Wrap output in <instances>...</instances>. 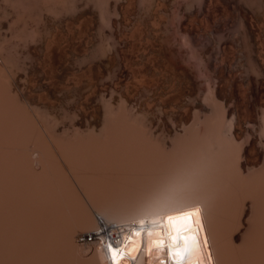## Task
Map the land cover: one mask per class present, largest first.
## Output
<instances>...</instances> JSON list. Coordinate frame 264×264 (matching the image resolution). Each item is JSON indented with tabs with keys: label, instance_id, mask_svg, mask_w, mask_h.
I'll return each instance as SVG.
<instances>
[{
	"label": "rangeland",
	"instance_id": "obj_1",
	"mask_svg": "<svg viewBox=\"0 0 264 264\" xmlns=\"http://www.w3.org/2000/svg\"><path fill=\"white\" fill-rule=\"evenodd\" d=\"M2 0H0V2H1ZM28 2V4L30 3V4H32V2L33 3H39V2H37V0H18V1H14L15 3H16V5H9V4H11V2L9 1H2L1 3H4V2H8V8H9V10H8V8H7V12H9V14H10V12L12 11L11 9H12V7L14 8V6H17L18 7V9H21V11H23L24 12V10L25 11H28L27 10V7L30 9L31 7H29L28 6V4H27V2ZM30 1V2H29ZM40 1V0H39ZM47 1L48 0H41V4H42V6L44 5V9H43V11H45V12H43L42 11V9L40 10V9H37V10H40V14H39V11H37L36 10V8H35V11H33L32 10V13H30V14H28L27 12H25V14L24 13H22V14H24L25 16H18L16 13H20L21 14V11H18V10H16L15 8H17V7H15L13 10H14V14L13 13H11V14H13V15H15L14 17H13V15H11L10 14V17L12 16V18H10L9 17V19L7 18V16L6 15H8L7 14V12L5 13L4 11H0L1 13H0V16L3 18H1L0 20H2V21H0L1 23H0V38H1V43H0V45H2V46H0V50H1V47L3 48L2 50H4V51H2V52H4L3 53V56L2 55H0V56H2V58L3 57H5V59L3 58V60L0 58V75H2V76H0V79H1V82H3V80L2 79H4L5 80V82L7 83V86H10V84L13 86V90H12V88H11V86L10 87H7V86H5L4 87V85H6V84H4V83H1L2 85H0V90H1V88H2V92H4V90H6L5 91V93H4V95L6 96L7 95V97L9 96V95H11L13 98H15L17 101L19 100V102L21 101L22 102V104H21V102L19 103H17V101L16 102H14V100L11 98V102H6V105L7 104H9V103H11L10 105V108L13 106V105H15V106H13L12 107V109L14 108V107H16L17 105V107L19 108V106H20V108L19 109H17V111H18V113L20 114V113H22V111H23V113L24 114H21V115H19L18 113H17V111H16V108L15 109H11V116H13V113L15 114V113H17L18 114V116L17 115H14L13 117H11V119H13L14 118V120L16 119L17 121H19V119L21 118V117H23V118H21V119H23V120H26V118H27V123H26V121H24L25 123H26V125L28 126L29 124H28V119L31 121V120H33L34 118V122L36 123H30L31 124V128L33 127L34 128V125H36L35 126V128L37 127V129L38 128H40L39 129V132H41V135L44 137V134H45V140L44 141H42L43 139V137L42 138H40V136L41 135H39L40 133L38 132V130L37 129H33L32 128V130L31 129H29V127H30V125L27 127L26 125H25V123L22 121V120H20V122L19 123H17L18 125H16V124H14L16 121H14L13 122V120H11L10 118H8V119H10L11 120V122H13V125H12V127L15 125V126H19V125H23V126H19V129L22 127V128H25V126L27 127L26 129H29V130H27V133L29 132L30 133V130H31V134L29 135V133L27 134L25 131V129H18V127H17V131H15V133H13L14 131H11V133L13 134V135H16V133H18V131L20 132V131H22V134L25 132V134L23 135L24 137H23V139L25 138V136H27V138H28V135H29V138H28V141L26 142V141H24V142H26L25 143V145H23V151H22V149H21V147H20V149H19V151L21 152L22 151V155H20V156H18L19 154H20V152L18 151V144L20 143L21 144V146H22V143L20 142L21 141V139H22V137H21V139H19L20 138V133H18V139L17 140H15L16 138V136L15 137H13V138H15V139H13V140H15L14 141V143L12 144V142H13V140L11 141V139L9 138L8 140H9V142L11 141V144L8 142V140H7V142L10 144V145H12V146H14L15 144H16V142L18 141V144L17 145H15V147H12V146H10V147H12V148H9L8 147V143H6V140H3L4 139V137H5V139L6 138H8V136L11 134L10 132V134H7L8 132H7V130L8 131H10V130H13V129H15L16 130V128H12L11 126V128H10V130H9V127H7L6 129L7 130H5V127H4V130H3V128L1 127V129H0V133L2 134L3 132H7L6 133V136H4V134H3V136H1L0 137V141H2V142H0V143H3V144H7V146L6 147H8L9 148V150H13V148H14V150L16 151V152H14V151H12L11 153L12 154H14V156H12V157H14V158H16V153H17V157H19V160H21V162H22V164H24L23 163V160H25V158H27L28 157V159L30 158L29 156H32V158L31 159H33V162H29V165L28 164H26L29 160H26L27 162H25V168L28 170V168L30 167H32V169H35V170H33L34 172H39V174L44 170V169H46V167H48L47 168V170L50 168V165H51V170L49 169V172L50 171H52V170H54V166H56V168H55V170L54 171H52V172H50L49 174H51L50 176H52V179H51V177H50V179L53 181V179L54 180H56V179H58V178H54V176L55 177H57V175H58V177L59 178H61L60 180H57V182L58 181H60V183H61V185L57 188V186H56V188L54 187V186H52L51 184H52V182H50L51 184H49L50 185V187H49V185L48 184H46V185H48V187L51 189V186L53 187V188H55V189H57L56 191H51V193H50V195L52 194V197H53V195H54V199L50 196V197H48V199H50V201L48 200V199H46L47 198V195H46V197L45 198H43L42 196L43 195H45V193H47L48 191H50V189H48V191L46 192L45 190H47L46 189V187H43V188H45V193L42 195V196H40V191H41V189H42V187H41V189L40 188H38V183H40V184H43V183H41V181H39L38 179V183H36L37 184V186L36 185H34V184H32L31 183V185H34V186H32L33 188L34 187H36L35 188V192L33 193V194H31V193H28V194H31V195H29V198L30 199H32V200H34L33 201V203L34 202H36V204H34L35 206H38V204H37V201L39 202V199H40V197L41 198H43V200H44V202L47 200L48 202H46V204L45 203H41V202H39V203H41L40 205H44L45 204V206L46 207H48V203L50 204V203H52L53 201L54 202H57V204L55 203V204H53L55 207H56V205H57V207L54 209V210H56V211H53V210H51V209H53V207H52V205H51V209H50V205H49V208H48V210L49 211H47L46 212V210H43V215H44V217L46 216L47 217V220H44L42 217H43V215H41L42 213V208L43 207H41V208H39V210H40V213H37V211L38 210H34L33 209V207H35L34 205H31L32 207H29L30 209L32 208V212L34 213L33 215L31 214V211H30V216H35V217H33V220H31V218L32 217H28L27 219H26V217L29 215H26L25 216V214L24 213H28L29 211L27 210V208L28 207H26L27 205H25L23 202H26L27 204H29V206H30V203L32 202V200H30V203H28L29 202V200L27 199V197H26V199L24 200L23 198H20V197H18L17 196V198L16 199H18V200H20V201H16V203L15 204H17L18 202H21V201H23V202H21V203H23L24 204V206L22 207V210H21V213H23V218L21 217H18L17 215H13L14 214V212H13V210H12V213H10L11 214V218L14 216V218H15V216H17V218H15V220H13V222L14 221H16V222H14V224H13V226H12V223L13 222H7L8 220H7V218H8V216H9V212H11L10 210H11V208H13V207H11L10 206V209H9V211H7V210H5V207L3 206V205H1L2 207H4V211H7L6 212V214H5V212H4V214L5 215H2V216H0V217H2L0 220H2V221H0L1 223V225H3V224H10V226H12L11 227V229L9 230V228L10 227H8L7 228V226H6V228L9 230L8 232L6 231V233L8 234L9 232H10V234L12 233V235H14L13 233L14 232H16L17 231V236H15V238L16 237H19L20 235H22V234H19V232L21 231V233H22V231L24 232H26L25 234H26V236L28 235V234H30V233H34V232H29L28 233V231H27V229L26 228H28L29 226H33V225H31L33 222L35 223V225L37 226V224H36V222L35 221H38L39 222V224L41 223V225H39V226H41V227H43V228H45L44 229V231H45V233L44 234H46V232H47V229L48 228H51V227H53L54 226V223L56 224V222L58 221H60V220H58V218H57V216L59 215V210L61 211V209L62 208H64V206H62V204H64L63 202H65L66 200H62L63 199V193H62V191L64 192H67L66 190L68 189L69 190V187H72L73 188V190H72V188H70V190H72L71 191V200H72V202L75 200H77L78 198L77 197H73V196H77L78 195V197H79V200L77 201V203L78 202H80V206H78V204L77 203H75V204H77V205H75L74 207L75 208H77V207H81V206H83V208L81 209V211H80V209L79 208H77V210L81 213V216H80V214H78V212H77V210H76V212H77V215L78 216H80L79 218H81L82 216H84L85 214H87V213H89L90 214V216L89 217H87L86 215V218H88V219H92V223H94L95 225H93L92 224V226H93V228H92V226L89 228L90 230H88L87 228V230L86 229H84V230H82L81 229V221L82 220H80V221H78V216H77V218H76V216H75V218H76V220L73 218H71L74 214H76V212H75V208L74 209H71V210H74L73 211V213L74 214H72V216H70L71 214H70V212L71 211H69L70 209H68L69 208V206H68V204L71 202V200H70V198L69 199H67V200H70V202L68 203V204H66L65 203V206L67 205V208L65 209H63L64 211L66 210L70 215H68L67 214V216H68V218H69V222H71V220L70 219H72V223L71 224H74V223H76L77 221L79 222L78 223V228H80V229H78L77 228V226H76V229L78 230H76L72 225V227L75 229V230H73V228H71L72 230H71V234L74 232V231H76V233L74 232V234H75V236H71L70 238H72V240H73V242H71L70 240H69V238H67L65 235V239H64V241H63V238H64V236L62 237L61 235L59 236V234L61 233V229H63L65 226V224H67V222L65 223V224H63V225H61L60 227H63V228H58L57 229V225L56 226H54V229L53 228H51V229H53V230H56L57 231V234H56V236L54 235L53 236V238H51V236H52V234L53 233H51L50 231H48V232H50L51 233V235H48V234H50V233H48L47 232V234L46 235H48L47 237L49 238V236H50V238L52 239H50V243H52V245L54 246L53 248H57V250L56 249H53L52 250V245L50 246V244H49V242L47 243V238H46V240H44L45 239V236H44V239H42L41 237H43V236H39V235H42L41 233H42V230H43V228H41L40 229V227L39 226H33V227H36L37 229H40V230H37V231H40V232H38V233H40L38 236L41 238V240L45 243V241H46V244L49 246H47V247H45L44 245H43V250L41 249V245L40 244H42V242H40V248L38 247V245L36 246V247H38V248H36L35 246H33L32 247V245L30 246V248L32 247V249H30V250H32V251H30V252H33V253H30V255H32V256H28L29 258H27V253H25V254H27L26 255V257L25 258H27V259H25V262L27 261V263H25V264H32V263H30V262H33V264H73V263H80V264H88V262L90 263L91 262V264H96V261H97V264H100V263H104V264H107L106 263V261H105V258H103V261L102 262H100L101 261V258L102 257H104V256H102L101 254V249L99 250V252H100V254L98 253V249H96V250H88V249H86V248H83V247H81L78 243H77V237L80 235V234H84V233H88V232H92V231H94V230H96L98 227V222H96L97 221V216H99V214H102V213H104V214H106V213H111V212H114V213H116V214H121V213H126V212H132V211H135V209L137 210V209H139L140 207H142V206H144V205H146L147 203H149V201H151L152 199H155L156 197H158L159 196V194H162V193H165V192H167V193H172V192H174L175 190V188L177 187V185L178 186H184V187H186V182H184V181H187V187L186 188H188V189H193V190H197V189H202V190H204V192H205V194H208V195H210V196H213V197H217L218 198V196L220 197V201H222L221 203H220V205H221V207L219 208V211H221L222 209V207H223V204L226 202V198H229V200L231 199V197H228V195L231 193V195L233 194L234 195V193H232L231 192V190H230V192H229V194L226 196L225 194H227V191L230 189V188H228V190L226 189L227 188V185H226V187H225V189L223 188V190H222V186L224 185L223 183L224 182H226V180H224L225 179V177H226V179H227V175H226V173H228V174H230V172H232L229 176L230 177H228V179L229 178H231V176L232 177H234L235 175V170L237 169L236 167H237V165H236V160L235 159H229L232 163H230V161H228L229 163H230V167L231 168H228V172H227V169H226V173H225V175L226 176H223V178L220 176V179L222 180L223 179V185H220V188H218V187H216V183L218 182V184H217V186L219 185V182L220 181H218V180H220V179H217V178H219V176L217 175V172L216 171H214V167H215V170H219L220 169V167H222L221 169L222 170H224L223 169V165H220V163L222 164V160H223V156H224V154L226 153V154H228L229 152V146H230V148L231 149H233V150H236V146H234L233 144H229V142H231V141H229L230 139L229 138H227L226 139V135H225V137L224 136H222V138H220L219 136L217 137V138H219L218 140L220 141V142H222V140H223V138L225 139V142H226V144H229L228 146H225V144L223 145V144H221V143H219V141H217V139H216V141H217V143L218 144H221V145H223L222 146V148H221V145H220V148L218 149V145H215V144H217V143H214V146H213V143H210L211 144V146H210V144H208V142H209V140L211 139V138H213L214 139V137L212 136L211 138H210V136H208V134L210 135V133H211V130L210 129H214V127H212L213 125H212V122L210 121V115L208 114V120L206 119V124H208V125H212L211 126V128H209L208 127V125H206L207 126V129H209V130H207V131H210V133L209 132H202V135L201 136H204V135H206V136H204V137H206V139H207V141H206V143L207 144H205V142H200V140H198V139H201V137H199V138H197L198 137V135L197 134H199V133H196V132H194V134H193V132L192 131H194V130H192L191 128V131H190V129L188 130V128L189 127H191V126H193V124H195V121H193V120H196L197 119V121L198 120H200L204 115V111L203 112H201L202 110H200L199 108H197L198 106H200L199 104H200V102H199V100L200 99H202L203 101H204V99L206 100L207 98L206 97H208V95L209 96H211V94H212V92H211V90L209 89V90H207L209 87L210 88H212L213 86H210V80H208L209 78H207L208 76H207V74H206V62H205V60H203L202 58H200V57H197V55H198V52L196 51L194 54L196 55V57H195V55L193 54V49H194V45L192 44V46H190V41H189V39L190 38H188L189 36H187V34H186V32L184 31V34H183V28H181L182 26H180L179 27V25L181 24H183V22H182V20H183V18L184 17H186L187 16V14H186V12H183V10H179V6H180V4L182 3V2H184V3H189V2H192V3H189V4H191L190 5V8H191V6L193 5L194 7H195V9H197V10H199V9H201V8H199L198 9V7L199 6H197V5H202V3H203V1L204 0H202V3L200 4V2L201 1H199V0H120V4H119V1L118 0H112V2H110L109 1V3H104L103 1H97V0H92V1H90V0H82V2H81V0H56L57 2H55V1H48V3L50 2V6L47 4ZM87 1V2H86ZM115 1V2H114ZM159 1V2H158ZM170 1V2H169ZM198 1H199V4H198ZM13 2V3H14ZM22 2H24V3H26V6H25V4L23 3V5H22ZM44 2H46V3H44ZM55 2V5H59V8L57 9V8H55L56 6L55 5H53V3ZM79 2V5L77 4V3ZM94 2V3H93ZM117 2V4L115 5L114 3H116ZM122 2V3H121ZM132 2V3H131ZM193 2L195 3V4H193ZM22 5V7H21V5ZM44 3V4H43ZM51 3H52V6H51ZM59 3V4H58ZM81 3V4H80ZM110 3H111V5H110ZM165 3V4H164ZM6 4V3H5ZM18 4L20 5V6H18ZM40 4V5H41ZM108 4L110 5V6H108ZM162 4V5H161ZM205 3H203V5H204ZM7 5V4H6ZM6 5H4V4H0V6H1V10H3L4 8H5V6ZM33 5H35V4H33ZM38 6H40L39 4H37ZM45 5H47L48 7H45ZM93 5V6H92ZM98 5V6H97ZM160 5V6H159ZM196 5V6H195ZM202 5V6H203ZM215 4H212V6H208L209 8H204L203 7V10H200L201 11V16H199L198 18H196L195 16L196 15H198L199 13H200V11L199 12H196V13H198V14H195V15H193L194 17H195V19H197V22H196V20L195 19H193L192 17H190V19H192V24L195 26V28H196V26L197 27H199V30H198V28H196V30L197 31H200V32H198L199 34H201L202 35V33H203V35L201 36H198V41H199V43H200V45H201V43H205L206 44V42L207 43H210V44H212V43H214L213 41H215L216 40V30H215V28H216V22H217V16H218V13H217V9H216V6H215V9H214V6ZM3 6H4V8H3ZM12 6V7H11ZM32 6V5H31ZM36 6V5H35ZM34 6V7H35ZM37 6V7H38ZM167 6V7H166ZM171 6V7H170ZM187 6H189L188 4H187ZM201 6V7H202ZM204 6H207L206 4L204 5ZM20 7V8H19ZM50 7H52V9L50 8ZM55 9H54V8ZM83 7V8H82ZM86 7V8H85ZM111 7V8H110ZM113 7H116V8H114L113 9ZM168 7H170V8H168ZM174 7V8H173ZM210 7H212L211 9H210ZM3 8V9H2ZM24 8H26V9H24ZM40 8H42L41 6H40ZM45 8H48L49 9V11H51V12H48L47 10L48 9H45ZM90 10H89V9ZM118 8V9H117ZM164 8V9H163ZM24 9V10H23ZM33 9V8H32ZM51 9V10H50ZM58 11H57V10ZM60 9V10H59ZM111 9V10H110ZM191 9H194V8H191ZM190 9V10H191ZM210 10V12H209V10ZM5 10V9H4ZM16 10V11H15ZM31 10V9H30ZM29 10V11H30ZM54 10V11H53ZM93 12H92V11ZM114 12H113V11ZM119 10V11H118ZM169 10V11H168ZM172 10V11H171ZM188 10H189V7H188ZM18 11V12H17ZM28 11V12H29ZM38 12V14L39 15H37V16H39L38 18H39V21H38V18L37 19H35V12ZM41 11H42V13H41ZM46 11H47V13H48V15L49 16H47L46 14ZM59 12V14L57 15V12ZM97 11V12H96ZM108 11V12H107ZM207 13H205V12ZM2 12H4V13H2ZM31 12V11H30ZM34 12V13H33ZM203 12V13H202ZM44 13V14H43ZM54 13V15L52 16L51 14H53ZM104 13V14H103ZM111 13V14H110ZM114 13V14H113ZM183 13H184V15H186V16H183ZM204 13H205V15H204ZM209 13H211L210 15H209ZM6 14V15H5ZM41 14H43V16L41 15ZM97 14V15H96ZM103 14V15H102ZM110 14V15H109ZM117 14V15H116ZM19 17V19H21L22 17H24V19H28L29 18V16H31V18H34L35 20H34V22H33V20L31 21H28V25L27 24H25L24 26H23V24H24V21H22L23 20V18L21 19V22H20V20L18 19V21L20 22L19 24L18 23H16V19L18 18L17 16ZM51 15V16H50ZM56 15H57V18L56 19H54L55 17H56ZM207 15V16H206ZM211 16L212 18H215L214 20H212V18H210L209 16ZM214 17H213V16ZM5 16V17H4ZM9 16V15H8ZM47 16V17H46ZM183 16V17H182ZM17 17V18H16ZM28 17V18H27ZM5 18L7 19V21H5ZM15 18V19H14ZM30 18V19H31ZM41 18H46L45 20L46 21H44V19H42L41 20ZM111 18V19H110ZM114 18H116V19H114ZM185 19V18H184ZM217 19V20H216ZM12 20H14V22H15V24L13 23V21ZM42 22H41V21ZM49 22H48V21ZM195 22H194V21ZM4 21V22H3ZM26 21V20H25ZM10 22H12L11 24H10ZM33 22V23H32ZM36 22H39L38 24L36 23ZM46 22V23H45ZM47 22H48V24H47ZM50 22L51 23H53V22H55V23H53V24H50ZM113 23V26H112V24L111 23ZM196 23V24H198V25H196V24H194V23ZM3 23V24H2ZM7 23H9L8 25H7ZM22 23V24H21ZM26 23V22H25ZM32 23V24H31ZM44 25V29L41 27V26H43L42 24ZM35 24V25H34ZM40 24V29H36L35 27H37L36 25H39ZM46 24H47V27H46ZM13 25H15V26H20V28L17 26V28H18V31H19V33H18V31H15V30H12L13 29ZM30 25V26H29ZM32 25H34V28H33V26ZM117 25H118V27H117ZM8 26H10V28H12L11 29V31H12V35H10L11 34V31L10 32H8L9 30H10V28L8 27ZM15 26H14V29H16L17 30V28H15ZM32 26V27H31ZM112 26V27H111ZM29 27H31L32 28V31H31V28H29ZM46 27V28H45ZM48 27L49 28H51L50 29V32H49V29H48ZM54 27V28H53ZM113 27H115V28H113ZM6 28V29H5ZM8 28H9V30H8ZM37 28H39V27H37ZM180 28V29H179ZM35 31H34V30ZM45 30V31H43V30ZM47 29V30H46ZM54 29V30H53ZM182 29V31L180 32L179 30H181ZM4 30H6L5 32H4ZM22 30H23V32H22ZM25 30V31H24ZM28 30L30 31V32H28ZM38 30V31H37ZM17 32V34L15 33V32ZM22 33H21V32ZM42 31V32H41ZM109 31V32H108ZM116 31V32H115ZM205 31V32H204ZM8 32V33H7ZM24 32H27V33H24ZM36 32H39V33H37V34H35ZM181 33V34H178V33ZM202 32V33H201ZM21 33V34H20ZM108 33V34H107ZM7 35V39H8V41H7V39L5 40V37H6V35ZM19 34V35H18ZM26 34V35H25ZM28 34H29V36H28ZM33 34V35H32ZM46 34V38H45V35ZM50 34H52V35H50ZM114 34V35H113ZM186 34V35H185ZM198 34V35H199ZM207 34V35H206ZM3 35L5 36V37H3ZM31 35V36H30ZM49 35V36H48ZM184 37H183V36ZM204 35H205V37H204ZM9 36H10V38H9ZM13 37V39H12V37ZM20 37V38H18V37ZM22 36H23V39H22ZM35 36H39L38 38L37 37H35ZM44 36V37H43ZM186 36V37H185ZM45 38V39H43L42 40V38ZM200 37V38H199ZM207 37V38H206ZM210 39H209V38ZM17 38V39H16ZM26 38V39H25ZM31 38H33V39H31ZM35 38V39H34ZM115 38L117 39V40H115ZM186 38V39H185ZM205 38V39H204ZM12 40V41H9V40ZM21 39H22V41L23 42H20L21 41ZM188 39V40H187ZM208 39V40H207ZM212 39H213V41H212ZM15 40H17V41H15ZM33 40L35 41V42H37L38 43V45H35L36 43L35 42H33ZM106 40V41H105ZM200 40H202V41H205V42H200ZM211 42H210V41ZM4 41V42H3ZM24 41L26 42V43H24ZM29 41V42H28ZM43 43H42V42ZM6 42V44H4L3 45V43H5ZM14 42H20L19 44L18 43H15L14 44ZM119 42H120V44H119ZM9 43H10V45H9ZM29 43V44H28ZM35 43V44H34ZM109 43H112V44H109ZM173 43H175V46L173 45L172 46V44ZM18 44V45H17ZM25 44V45H24ZM45 44H47V45H45ZM105 44H107V45H105ZM204 44V45H205ZM12 45V46H11ZM27 45H29V47L27 46ZM33 45V46H32ZM203 45V44H202ZM213 45V44H212ZM9 46V47H8ZM16 46H18V47H16ZM21 46V47H20ZM47 46V47H46ZM110 46V47H109ZM112 46V47H111ZM6 47V48H5ZM8 47V48H7ZM14 49H13V48ZM20 47V48H19ZM28 47V48H27ZM34 47H36V48H34ZM175 48V51H174V49H172V48ZM191 47H193V49L191 48ZM26 49L25 51H23L24 49ZM31 48L33 49V50H36L37 49V52L35 51V53L36 54H38L39 56H36L35 54H33L34 53V51L33 50H31ZM116 48V49H115ZM177 48H179V50L177 49ZM196 48V47H195ZM5 49L8 51V49H10L11 50V52H5ZM16 49H20L19 51L18 50H16ZM22 49V50H21ZM27 49H28V51H27ZM111 51H110V50ZM176 49L178 50V53H179V55H178V53H177V51H176ZM180 49L182 50V52L180 51ZM17 51L16 53H15V51ZM39 50V51H38ZM195 50V49H194ZM197 50V49H196ZM22 51V52H21ZM31 51V52H30ZM113 51V52H112ZM181 53H180V52ZM2 52H0V54L2 53ZM22 54H21V53ZM43 52V53H42ZM109 54H108V53ZM173 52H175V54L173 53ZM6 53H9V55H6ZM10 53H12V55L10 54ZM21 54V55H18V54ZM31 55L30 56V58H29V54ZM32 53V54H31ZM116 53V54H115ZM15 56H14V55ZM17 54V55H16ZM24 54V55H23ZM27 54V55H26ZM13 56V57H11V56ZM7 56H9V58L11 59H13L14 57H16V58H14V59H17V60H9V58H7ZM24 56V57H23ZM27 56V57H26ZM176 56V57H175ZM194 56V57H193ZM199 56V55H198ZM18 57H20L21 58V60L18 58ZM26 57V58H25ZM116 57H118V58H116ZM24 60H23V59ZM32 58V59H31ZM29 59V60H28ZM107 59V60H106ZM109 59H111V60H109ZM121 59V60H120ZM8 60V61H7ZM26 60V61H25ZM35 60V61H34ZM120 62H119V61ZM19 61H21V63L19 62ZM22 61H24V62H22ZM178 61H179V63H178ZM1 62H2V64H1ZM4 62H6L5 64H4ZM14 62H15V64H14ZM19 63V65H18V63ZM34 64H33V63ZM37 64H36V63ZM120 64H118V63ZM8 63V64H7ZM17 63V64H16ZM107 63H109L110 65H108ZM117 63V64H116ZM8 66H7V65ZM23 64H25V65H23ZM122 64V65H121ZM179 65V66H178ZM31 66V67H30ZM121 66H123V68H121ZM184 66V67H183ZM33 67H34V69H33ZM187 67V68H186ZM193 67V68H192ZM6 68V69H5ZM8 68V69H7ZM18 68V69H17ZM22 70V72H20V70ZM118 69H122V71L120 72V70H118ZM5 70V71H4ZM12 71V72H10V71ZM27 70V71H29L28 73H27V71L25 72V71ZM116 70V71H115ZM4 71V76H3V74H2V72ZM10 73H9V72ZM14 71V72H13ZM24 71V72H23ZM187 71V72H186ZM119 72V73H118ZM189 72V73H188ZM6 73H7V75H6ZM118 73V74H117ZM190 73H193V74H190ZM12 74V75H11ZM17 74V75H16ZM31 74V75H30ZM131 75V77H130V75ZM189 75L190 76V78H188L187 79V75ZM33 75V76H32ZM191 75H194L195 77H196V80H197V87L195 86L194 87V83H190V82H192V80L190 81L189 79H191ZM6 76V77H5ZM15 76V77H14ZM118 76V77H117ZM8 77H10V78H8ZM7 80H6V79ZM12 78V79H11ZM16 78V79H15ZM8 79L10 80V81H8ZM15 79V80H14ZM21 80V81H20ZM189 80V81H188ZM14 81V82H13ZM200 81V82H199ZM206 81H208L210 84L208 85L207 83H206ZM9 82H11L10 84H8ZM193 86H192V85ZM2 86V87H1ZM15 86V87H14ZM209 86V87H208ZM4 87V88H3ZM155 87V88H154ZM5 88H9L10 89V91L12 92V93H8V92H10V91H8L7 89H5ZM150 88V89H149ZM152 88H154V89H152ZM4 89V90H3ZM21 89H22V91H21ZM1 91H0V93H1ZM8 91V92H7ZM19 91V92H18ZM24 91V93H22ZM213 91V90H212ZM15 92V93H14ZM17 92V93H16ZM206 92H207V94H206ZM208 92H210V94H208ZM2 94L3 93H1L0 94V96H2ZM9 94V95H8ZM15 94V95H14ZM16 94L18 95V96H16ZM142 94V95H141ZM20 95V96H19ZM205 95H207L206 97H205ZM16 96V97H15ZM2 97H4V96H2ZM7 98V99H9L8 101H10V98ZM20 97V98H19ZM142 97H146V98H142ZM205 97V98H204ZM198 98H199V100H198ZM209 98V97H208ZM4 99H5V97H4ZM7 99H5V101H7ZM197 99V101L199 102H197V105H196V102H195V100ZM27 101V102H26ZM13 102H14V104H13ZM194 102V103H193ZM29 103H30V105H29ZM1 104H3V103H1ZM1 104H0V107H1ZM26 104H27V106H26ZM192 104H194V106L192 105ZM3 107H5L4 105H2ZM8 106V107H7ZM6 107L7 108H9V105H7ZM21 106H23V108L21 107ZM26 106V107H25ZM197 106V107H196ZM32 107H36V108H38V112L36 111V109L35 108H32ZM9 108V109H10ZM27 108V109H26ZM22 109V110H21ZM34 109V110H33ZM199 109V110H198ZM15 110V112H13ZM19 110H21V112L19 111ZM40 110V111H39ZM171 110V111H170ZM4 111V110H3ZM26 111V112H25ZM28 111L30 112V113H28ZM200 111V112H199ZM35 112V113H34ZM37 113V114H36ZM200 113V115H201V118H200V115H199V117L198 118H196L197 116H198V114ZM26 114H27V116H26ZM30 114H31V116H30ZM34 117H33V116ZM39 117H38V116ZM21 116V117H20ZM26 118H25V117ZM28 116H29V118H28ZM207 116V115H206ZM30 117H32V119L30 118ZM25 118V119H24ZM41 118V119H40ZM167 118V119H166ZM200 118V119H199ZM38 120H39V124H38ZM42 120V121H41ZM23 123H22V122ZM29 121V122H30ZM45 123H44V122ZM193 121V122H192ZM196 121V122H197ZM208 121H210L211 123H209ZM11 122H10V124L9 125H11ZM32 122V121H31ZM42 122V123H41ZM170 124H169V123ZM186 122V123H185ZM188 122V123H187ZM20 123H22V124H20ZM123 124H125V125H123ZM186 124V125H185ZM192 124V125H191ZM8 125V126H9ZM37 125H39V126H37ZM41 125V126H40ZM46 125H47V127H46ZM126 125H127V127H131L130 129H128V128H123V127H126ZM44 126V127H43ZM115 126V127H114ZM165 126V127H164ZM186 126V127H185ZM188 126V127H187ZM206 126H205V128H206ZM113 127L115 128V129H113ZM174 127H175V129H174ZM177 127V128H176ZM179 127V128H178ZM49 128V129H48ZM112 128L113 130L111 131V134H110V137H108V136H105L107 133H110V132H107V129H108V131H110V129ZM134 128V129H133ZM164 128V129H163ZM185 128V129H187L186 131H185V129L183 130V129ZM42 129V130H41ZM45 129H47V131L45 130ZM121 129H123L122 130V135L121 136H119L120 134V131H121ZM138 130V132H140V134L138 133V132H134L135 133V135H133V131H132V133H131V130ZM144 130V133H143V130ZM177 129H178V132H177ZM180 129V130H179ZM212 129V130H213ZM3 130V132H1ZM35 130V131H34ZM41 130V131H40ZM50 130V131H49ZM125 130H127V131H125ZM130 130V131H129ZM136 130V131H137ZM139 130H141V131H139ZM215 131H214V133H211V135H213V134H216V135H218V132L216 131V129H214ZM36 132V134L35 133H33V132ZM43 131V132H42ZM165 131V132H164ZM184 131V132H183ZM204 131V130H203ZM39 134H38V133ZM48 132V133H47ZM125 132H127L128 134L129 133H131L130 135L132 136H134V137H136V138H138V139H134V137H133V139H134V142L136 141V143L138 144L139 143V141H137V140H139V136H143V138L145 139L146 137L145 136H147V140H146V142L145 141H143V139H142V137L140 138V141L142 140V142H141V144H143V142H145L146 143V145L148 144V143H150L149 145H147L146 147H145V145H143V146H141V144H140V146L142 147V155H141V153L139 154V151H140V146H139V148L136 146V144L135 143H132V138L130 139V141H129V139H125V138H127V136L128 137H131L130 135H127L126 137H124L123 138V134L125 133ZM145 132H146V134H145ZM164 132V133H163ZM168 134H167V133ZM177 132V133H176ZM183 133L184 134V136L181 134V133ZM33 133V134H32ZM54 135H53V134ZM144 134V135H142V134ZM173 135H172V134ZM178 133H179V135H178ZM186 133H189V134H192V136L193 135H197L196 136V138L197 139H195V137H194V139L196 140V141H198V142H200V143H204L205 145H209L208 147L211 149H209L208 151H209V153H210V151L211 152H213V154L211 155H208V154H206L207 155V158L205 157V153L203 152V150H202V148L200 147V146H203L202 144L200 145L198 142L196 143V141L195 140H192L190 137H192V136H190V137H188L189 139H187V136L189 135H187L186 136ZM203 133H204V135H203ZM11 134V135H12ZM117 134V135H116ZM119 134V135H118ZM137 134H139V136L137 137ZM158 134V135H157ZM10 135V137H12ZM31 135H33L32 137H30ZM34 135H36V136H34ZM55 135H58V137L56 138V136ZM115 135H116V137L117 136H119V137H121L120 138V140H122V142L124 141L125 142V140H128V143L126 142L125 144H126V146H124L126 149H127V147H129V144H130V147L128 148V150H126L127 151V154H125V149H124V147H122L123 146V143H119L118 141H119V138H118V140H117V142L115 141L116 140V138H115ZM154 135V136H153ZM162 135V136H161ZM175 135H177V136H175ZM216 135H214L215 137H216ZM55 136V137H54ZM161 138H160V137ZM179 136V137H178ZM182 136V137H181ZM186 136V137H185ZM200 136V135H199ZM34 137V139H31V138H33ZM35 137H39L38 138V141H39V143H41L42 142V144H41V146H43V144H44V147L47 149H43V147H41L42 149V151H43V153H41V151H40V154L37 152V153H33L34 151H38V150H35V148L33 147L34 145H33V142L36 140L35 139ZM52 137V138H51ZM55 139H54V138ZM90 137V138H89ZM99 137V138H98ZM154 137V138H153ZM172 139H170V138ZM176 137V138H175ZM177 137L179 138L178 140H177ZM181 137V138H180ZM204 137H202L203 139H204ZM208 137L210 138L209 140H208ZM26 138V139H27ZM81 138H83V139H81ZM89 138V139H88ZM91 138H92V140H94V142L92 141L91 142ZM97 138H98V140H100V138H102L100 141H98L97 140ZM114 138H115V140H114ZM151 139V140H149V139ZM157 139V141H156V139ZM174 138H175V140H174ZM187 139V141H185L186 139ZM26 139H24V140H26ZM29 139H31V140H29ZM42 139V140H41ZM53 139V140H52ZM59 139H61V140H59ZM84 142V146H86L87 145V147L85 148L83 145H82V143H81V147H79L78 145L80 144V143H78V145L77 144H75V142L77 143V141L78 142H81V140ZM87 139V141H85ZM97 141H96V140ZM104 139H107V141L106 142H104L103 140ZM113 139V140H112ZM153 139V140H152ZM158 139H161L162 140V142H161V140L159 141ZM169 139H170V141H173L175 144H177V145H174V143L173 142H169ZM185 139V140H184ZM206 139H204V140H206ZM213 139L211 140V141H213ZM222 139V140H221ZM51 140V141H50ZM54 140H59L58 142L56 141H54ZM88 140H90V143L91 144H94V146L93 145H91V144H89L88 143ZM165 140V141H164ZM167 140V141H166ZM183 140H184V142H186L187 144H185L186 146H185V148L188 146H190V142H195L196 143V146H198V145H200L199 147H194V146H192L193 148H195V149H200V150H202V152H197V153H195L194 152V154H197V155H195V156H197V158H198V156L200 155V153H201V155L200 156H202L203 157V155H204V158H200V159H196V161H200L201 159V163H199V164H197V165H195V163H197V162H192V160L194 161V159L193 158H191L189 155H192V154H189L188 156H186L187 157V159H191V162H190V164L193 166V167H191V165L189 164V161L186 159V157L184 156V155H187L188 153H186L185 154V148H182V147H184L183 146V144L182 143H184L183 142ZM37 141V140H36ZM95 141H96V143H95ZM102 141L104 142V145H106L105 143H109V144H111V143H113L112 141H115V143L117 144V143H119V144H117L116 146H118L119 145V147L117 148V147H115L114 145V143L113 144H111V146L112 147H114V149H112V150H110L112 153V155H114V154H116L115 153V151H118L117 152V154L119 153V155H121L120 156V159L118 158V160H120L119 162H118V160H115L116 158H117V156L116 155H114L113 157L115 158H112L111 160H110V157H112V155L108 152V149L111 147V146H109V145H107L106 146V148H108V146H109V148L108 149H104V147L102 146L103 145V143H102ZM109 141V142H108ZM110 141H111V143H110ZM155 141V144H156V142H158L159 144H154L153 142ZM179 143H181V144H179ZM228 141V142H227ZM5 142V143H4ZM87 142V143H86ZM98 142H99V144H98ZM121 142V141H120ZM132 144H131V143ZM153 143V145H152V143ZM194 142H193V145H195L194 144ZM213 142H215V141H213ZM144 143V144H145ZM164 143H165V145H164ZM188 143H189V145H188ZM2 144V145H3ZM5 144V145H6ZM89 144V145H88ZM95 144H97L98 146H99V148H101V146H102V148L104 149V150H106V152H105V154H103L104 152V150L101 148V150H103L102 152H101V154H103V156H101V154H97L96 152H98V151H96L97 149H98V146L97 145H95ZM124 144V145H125ZM138 148H135L134 150H136L137 149V152H138V154H139V157L141 158V156H142V160L143 161H145V164H143L141 161H138L140 158L136 155L137 154V152H135V151H133V149H131V148H134V147H132V146H134V145ZM198 144V145H197ZM2 145L0 144V155H2L1 153H3L2 152V149H6V151L4 150V152H5V154L3 153V155H7L6 154V152L8 153L9 152V150H8V148H6V147H3L2 148ZM33 145V146H32ZM128 145V146H127ZM170 145H171V148H170ZM175 146V148H174V146ZM4 146V145H3ZM20 146V145H19ZM47 146V147H46ZM51 146V147H50ZM89 146H92V147H89ZM96 146V148H93V147H95ZM120 146L123 148H121L120 150H119V148H120ZM149 146V147H148ZM156 146V147H155ZM162 146V147H161ZM168 147V148H165V147ZM180 146H181V148H182V150H185V151H183V153L179 150V148H180ZM206 146V147H207ZM227 147V148H225V147ZM34 148V151H33V148ZM74 147H77V151H78V153L77 152H75V155L77 156L76 158H74V159H71L72 158V155L74 154V152L73 151H75V149H73ZM111 147V148H112ZM147 147H148V149H150V151L151 150H156L157 149V147L159 148V149H161V151L159 150V149H157L153 154L149 151V150H146V151H144V148L145 149H147ZM156 149H155V148ZM161 147V148H160ZM163 147H164V152H163ZM187 148V150L189 149H193V148ZM223 147H224V149H223ZM17 150H16V149ZM51 148V149H50ZM60 148L62 149V150H60ZM66 148V149H65ZM83 148L85 149V151L87 150H91L92 152H95V153H91V151L89 152L90 154H88V152H84V150H83ZM115 148L116 149H118V150H115ZM170 148V149H169ZM173 148V149H172ZM180 148V149H181ZM32 149V150H31ZM36 149H38L37 148V146H36ZM40 149V148H39ZM68 149V151L70 150V152H71V150H72V152L71 153H73V154H71L70 152H68L69 153V155H68V157H66V153L63 151V150H67ZM79 149L81 150V151H83L82 152V155L84 154V155H86V153L89 155H86V156H84V157H82L81 155H79ZM131 149V150H130ZM165 149H166V152H165ZM168 149V150H167ZM198 149V150H199ZM205 149V148H204ZM214 149V151H212ZM8 150V151H7ZM30 150V151H29ZM48 150H49V152L51 151V154H49V152H48ZM100 150V149H99ZM115 150V151H114ZM124 150V153H122V152H120V151H123ZM130 150V151H129ZM174 151V152H172V151ZM197 150V151H198ZM215 150H217L216 152H215ZM225 150V151H224ZM228 150V151H227ZM33 151V152H32ZM45 151H47V155H46V158L47 157H49V156H53L52 158H53V160H51L52 158L51 157H49V158H45V155L44 154H46V152ZM61 151V152H60ZM114 151V152H113ZM128 151H129V154H128ZM135 152L136 154H133V152ZM150 152V153H146L145 154V156L147 157V155H149V159H151V161L148 159V158H146V157H144V158H146L145 160L143 159V155H144V153L143 152ZM168 151H170L171 152V155H170V153L168 152ZM177 151H178V153H177ZM196 151V150H195ZM206 151V153H207V150H205ZM224 151V152H223ZM237 151V150H236ZM235 151V152H236ZM14 152V153H13ZM19 152V153H18ZM53 152V153H52ZM60 152V153H59ZM157 152L159 153V154H157ZM163 153L162 155L163 156H160L161 154L160 153ZM183 154V155H181V153ZM187 152V151H186ZM192 152V151H191ZM190 152V153H191ZM34 155H33V154ZM81 153V152H80ZM98 153H100V152H98ZM106 153H109L110 155H108V156H110L109 157V159L107 160V159H105V158H103L104 157V155H106ZM114 153V154H113ZM124 154L125 155V159H128V157L130 156V160L128 159V161L130 162V164H129V162L127 161V162H125V160L123 159V157H122V154ZM130 153H132L133 155H135L136 156V158L135 159H131L132 157L134 158L135 156H132V155H130ZM164 153L166 154V156L164 155ZM169 153V155H167ZM172 153L174 154V153H177L174 157L172 156ZM179 153H180V155H179ZM198 153H199V155H198ZM202 153H204V154H202ZM31 154V155H30ZM55 154V155H54ZM65 154V155H64ZM70 154H71V157L69 158V156H70ZM92 154V155H91ZM93 154H95V155H99L98 156V158L100 159H102V161H100L99 160V162H100V164L101 165H99V163H98V160H97V162H94V161H96V159H97V157L96 156H94ZM150 154H152L151 156H150ZM156 156H155V155ZM194 154H193V156H194ZM2 155V156H3ZM9 155H11L10 153H9ZM42 157H41V156ZM61 155H64V157H66L67 158V161H66V159L63 157V156H61ZM81 156V157H79V156ZM90 155L92 156V158L94 159V161H93V164H94V166H97V168L96 167H94V168H92V163H89V161H88V159L90 158V160L92 159L91 157H90ZM129 155V156H128ZM178 155H179V158H177L178 157ZM22 156V157H21ZM108 156L106 155L105 157L106 158H108ZM116 156V157H115ZM128 156V157H127ZM132 156V157H131ZM152 156L154 157L153 159H152ZM166 157L165 159L163 158V157ZM168 156H170V159H169V157ZM173 157V160L171 159L172 157ZM192 156V157H193ZM208 156H210V157H208ZM1 157V156H0ZM6 157H9V156H6ZM6 157H4L3 156V158H6ZM22 159H21V158ZM40 157L43 159V162H45V164H43V162L41 163V160L42 159H40ZM122 157V158H121ZM127 157V158H126ZM157 157H161V159L159 160V158H158V160H156L157 159ZM180 157H182V159H184V160H186V161H188V171H187V169H186V167H187V165H185V164H187L186 163V161H183L182 159L180 160ZM11 157H9V158H6L5 160V162H6V164L8 163V165L10 164V163H13V161L11 162V159H10ZM14 158H12V160H15ZM51 158V159H50ZM54 158H56V159H54ZM82 159L80 162H79V160L80 159ZM84 158V159H83ZM85 158H86V160H85ZM88 158V159H87ZM96 158V159H95ZM137 158H139L138 160H137ZM162 158H163V160H162ZM175 158H176V160H178L177 162H179V160H180V162L182 161V163L184 162L185 164H183V165H180V167L178 168V169H182V168H184L185 170H181L180 169V171H182V172H177L176 173V171L177 170H173L172 171V169H177V166L175 165V167H174V164H176V160H175ZM217 158H219V159H217ZM222 158V159H221ZM1 159H2V157H1ZM8 159H10V162H7V161H9ZM53 162V166H52V163H51V161ZM69 159H70V162H71V160L74 162V160L76 161V163L75 164H77V162L78 163H80V164H78L79 166H83L82 164H84L83 162H84V160L86 161L85 162V166L84 167H78V165H77V171L76 170H74V168L76 169V167H74V163H69ZM79 159V160H78ZM115 160V163H114V161H112V160ZM122 159L124 160L123 162H121L122 161ZM189 159V160H190ZM19 160H17V161H19ZM40 160V161H39ZM44 160H49V161H44ZM134 160H137V161H135V162H137V165H136V168H135V165H134ZM146 160L148 161V162H146ZM158 161V162H160V164L159 163H156V162H153V161ZM170 160L173 162V164H172V166L170 165L171 164V162H170ZM203 160H204V162H203ZM234 160H235V163H234ZM83 161V162H82ZM92 161H90V162H92ZM105 161V162H104ZM108 161H110V163L108 162ZM112 161V162H111ZM116 161L118 162L117 164H116ZM163 161V162H162ZM165 161H169L168 163L169 164H166L167 162H165ZM214 161V162H213ZM218 161L220 162V163H218ZM222 161V162H221ZM0 162H1V160H0ZM2 162H3V160H2ZM5 162H3L4 164H5ZM16 162V161H15ZM21 162H19V163H21ZM54 162H57L58 164L56 165ZM82 162V163H81ZM89 163V165H88V163ZM102 162V163H101ZM107 162V163H106ZM131 162H132V166H131ZM138 162H139V164L141 165V167L143 166V168H141V172H140V168H139V171H138ZM149 162H151L150 163V166H149ZM228 162H226L227 164H228ZM30 163L31 164H33V165H30ZM48 163L50 164V165H48ZM97 165H96V164ZM112 163V164H111ZM129 164V166H127L128 164ZM153 163H155V164H153ZM194 163V164H193ZM235 165H234V164ZM14 164H16V163H14ZM22 164H21V166H22ZM70 164H73V165H70ZM105 164H106V166H107V168L105 169ZM110 166H108V165ZM121 164H124L123 166L125 167H130V168H132L131 169V171L127 168L126 169V167L125 168H123V166L121 165ZM136 164V163H135ZM143 164V165H142ZM146 164H148V165H146ZM160 165L159 167L161 168V165H163V164H165L164 166L166 167H162L163 169H164V171L162 170V168H161V172H159V170H158V167H157V165ZM216 164V165H215ZM217 164H219V165H217ZM233 165V167L234 168H232V165ZM8 165H6L7 167H9V170H12V169H10L11 168V165L12 164H10V166H8ZM26 165H28L27 167H26ZM44 165H46L44 168H43V166ZM60 165V166H59ZM87 165V166H86ZM113 165V169L114 168H118V170H116V169H114L115 170V172H116V174H117V177L118 178H116L115 176H113V175H116V174H113L114 173V171H110L111 169H112V166ZM116 165L118 166V167H116ZM156 165V166H155ZM185 165V167H181V166H184ZM195 165V166H194ZM207 165H208V167H207ZM229 165V164H228ZM2 167H3V164L1 165ZM0 166V167H1ZM17 166V165H16ZM18 166H20V164H18ZM17 166V167H18ZM59 166V167H58ZM76 166V165H75ZM88 166H89V168H88ZM91 166V167H90ZM103 166V168L105 169L104 170V172L106 171L108 174H106V172L104 173L103 172V170H101L100 168ZM105 166V167H104ZM120 166H121V169L123 170H121L120 169ZM145 166L147 167H156L155 169H153V168H151V169H148V167H147V170H146V168H145ZM168 166V167H167ZM178 166H179V163H178ZM189 166H190V168H189ZM218 168H217V167ZM236 166V167H235ZM1 167V168H2ZM6 167V168H7ZM17 167H15L14 166V170H15V168H17ZM60 169V171L61 172H59V169ZM171 169H170V168ZM195 167V168H194ZM199 167V168H198ZM210 167V168H209ZM229 167V166H228ZM6 168H4V171L3 170H0V171H2V172H4V178L6 177V178H8V175H7V170H6ZM24 168V167H23ZM22 167H21V169H23ZM29 168V170H32V169H30ZM88 168V170L89 169H91L90 171V175L93 173V171L94 170H97V171H102L103 173H101V171L100 172H98V174L97 173H95V172H97V171H95L93 174H92V178L95 176V174H96V176L93 178V179H90L91 178V176L88 174L87 175V173L89 172V171H87L86 169ZM102 168V169H103ZM108 168L110 169L109 171H110V173H109V171H108ZM135 168V169H134ZM144 168H145V170H144ZM196 168H198V170L196 169ZM18 170L20 169V168H17ZM16 169V170H17ZM26 169H24V170H22V172L23 171H25ZM37 169V170H36ZM64 171H63V170ZM79 169H81V170H83L82 172L80 171V172H78L79 171ZM86 170V177H88L89 179L87 180V178H86V180L84 179L83 181H82V179L83 178H85V174H84V172H85V170ZM94 169V170H93ZM100 169V170H99ZM153 169V170H152ZM158 171H157V170ZM169 170V171H172V173L175 175V176H173V177H170V176H172L171 175V172L168 174V172L169 171H166V170ZM189 169H192V173H191V170H189ZM206 169V170H205ZM220 169V170H221ZM231 169V170H230ZM26 170V172L28 173L29 171H27ZM39 170V171H38ZM42 170V171H41ZM46 170V171H47ZM58 172H57V171ZM78 172V174H74V172ZM137 170V171H136ZM152 173V175H148V174H150V172ZM157 172H156V171ZM194 170H195V172H194ZM219 170V171H220ZM233 170V171H232ZM32 171V172H33ZM41 171V172H40ZM143 171V172H142ZM179 171V170H178ZM185 171H187L186 173H185ZM190 171V172H189ZM214 171V172H213ZM230 171V172H229ZM11 172V171H10ZM14 171L12 170V172H11V174L9 173V175H10V177L12 176V173H13ZM17 172V171H16ZM21 171H20V173H22ZM56 172V173H55ZM63 172V173H62ZM118 172V173H117ZM119 172H120V174L122 173V172H127V173H123V175H128V177H129V179H128V177H127V180L125 181V179H126V176H124L125 177V179H123V176H122V174H121V176H120V174H119ZM145 172V174H146V172L148 173L147 175H145V174H142V173H144ZM155 172V173H154ZM167 174H166V173ZM197 172V173H196ZM199 172V173H198ZM235 172V173H234ZM25 173V172H24ZM54 173H55V175H54ZM58 173V174H57ZM59 173H61L60 175H62L64 178H66L65 180L66 181H63L64 180V178L61 176L60 177V175H59ZM131 173V174H130ZM136 173V174H135ZM138 173H139V175H138ZM157 173H160V175L158 174L157 175ZM183 173H184V175H183ZM193 173H194V175H195V177L193 178ZM213 173H215L214 175H212ZM1 174V175H2ZM16 174V173H15ZM23 174V173H22ZM26 174V173H25ZM35 174V173H34ZM43 174H44V172H43ZM45 174H47L46 172H45ZM57 174V175H56ZM65 176H64V175ZM80 174V175H79ZM111 174V176H109V177H111V178H115L116 179V181L114 180H112L111 181V179L108 177V175H110ZM142 174V175H141ZM153 174H156L157 175V177H156V175H153ZM180 174H182V176L180 175ZM186 174V175H185ZM189 174H190V176H189ZM219 174V173H218ZM13 175H14V173H13ZM30 175H32V173H30ZM37 175L38 174H36V177H37ZM40 175H42V174H40ZM48 175V174H47ZM76 175H78L79 177H81L82 176V179H81V181H80V178L78 177V176H76ZM98 175H99V177H100V175L102 176V177H98ZM103 175H105V176H107L108 178L107 179H110V180H105L106 179V177H103ZM129 175H131V176H129ZM136 175L138 176L137 178H136ZM145 175V177H146V179H151V180H147L148 182H150V183H148V182H145V178L143 177ZM167 175H168V177H170L172 180H173V183H172V180L171 179H169L168 178V180H166L165 181V179H167V178H165V177H167ZM170 175V176H169ZM176 175H178V177L176 176ZM179 175H180V179H179ZM188 175V176H187ZM16 176V175H15ZM20 176H21V174H20ZM23 176V175H22ZM24 176H26L27 178L29 177L30 179L29 180H31V181H35L36 182V179L35 178H33V179H35V180H32V176H27V175H24ZM24 176L22 177V178H24ZM33 176H35V175H33ZM43 176V175H42ZM42 176H40L39 177V175H38V177L37 178H42ZM77 178H76V177ZM84 176V177H83ZM141 176V177H140ZM148 176V177H147ZM151 178H150V177ZM159 176V177H158ZM207 176V177H206ZM214 176H215V178H214ZM218 176V177H217ZM237 176V175H236ZM2 177V176H1ZM13 177V176H12ZM11 177V178H12ZM16 177H18V178H16L15 179V177H14V179L12 178V180H19V176H16ZM44 177H45V175H44ZM43 177V178H44ZM47 177V179L49 178L48 176H46ZM96 177H98L99 179H100V181L102 182V184H101V186L99 185L100 184V182H99V184L98 183H96V182H98L99 181V179L97 178V180H96ZM130 177H131V179H130ZM143 177V178H142ZM153 177H155V178H153ZM174 177H175V180H174ZM176 177H177V179H176ZM187 177V178H186ZM192 177V178H191ZM210 177H211V179H210ZM214 178V182H213V178ZM3 178V180H5ZM101 178H105L104 180L105 181H109L108 183L106 182V183H103V182H105V181H103V179H101ZM119 178L120 179H122L121 181H123V182H128V183H123V182H121L120 180H119ZM155 180V183L153 182L154 180ZM207 178V179H206ZM210 180H209V179ZM9 179V178H8ZM21 179V178H20ZM45 179V178H44ZM49 179V180H50ZM63 179V180H62ZM78 179V180H77ZM95 179V182L94 183H92V181L91 180H94ZM141 179V180H140ZM143 179V180H142ZM185 179V180H184ZM232 179V178H231ZM235 178H233V181L232 180H227V181H229V182H235V184H236V179H237V177H236V179L234 180ZM250 179H252V178H250ZM7 180V179H6ZM9 180H11V179H9ZM23 180V181H22ZM25 180H26V183H25ZM25 180L24 179H21V180H19L20 181V183L21 184H19V185H21L20 187L21 188H18L19 190H21V189H23L22 188V186L23 185H25V184H27L28 185V183L29 182H27L28 180L25 178ZM49 180H45V181H49ZM50 180V181H51ZM61 180H62V182H66L64 185L66 186V184H67V181H69V184H68V186L69 185H71V186H69L68 188H65V186H64V188H63V190H62V188H60V187H63V184H62V182H61ZM129 180V181H128ZM130 180L133 182V183H135V184H133V183H130ZM179 180H180V182H179ZM196 180V182H194ZM208 180V181H207ZM0 183H1V186H0V189L2 188V178L0 179ZM18 181V182H19ZM30 181V182H31ZM43 181V180H42ZM86 181L87 182H89L90 183V185L92 184V188H91V186L90 185H88L87 183H86ZM136 181V182H135ZM141 181V182H140ZM142 181H144L143 183H142ZM207 181V182H206ZM211 181V182H210ZM7 182V181H6ZM5 182V183H6ZM14 181H12V186L13 187H11V188H14V186H15V188H17L16 186H18V185H14L16 182H14ZM23 182L25 183V184H23ZM57 182H55V181H53V184L54 183H56V184H60V183H57ZM81 182H85V183H82L81 184ZM110 182H114V184H113V186L110 188H106V184H107V186H108V184L110 185V184H112V183H110ZM151 182H153V183H151ZM170 182V184H168ZM177 182V183H176ZM182 182V183H181ZM194 182V183H193ZM205 182V183H204ZM4 183V182H3ZM4 183V184H5ZM8 183V182H7ZM96 183V184H95ZM116 183V184H115ZM119 183V184H118ZM120 183L123 185H121V189H120ZM144 183H146V184H148L147 186L144 184ZM164 183H166L164 186L165 187H163V184ZM180 183V184H179ZM189 183V184H188ZM193 183V184H192ZM204 183V184H203ZM221 183V182H220ZM238 183V182H237ZM9 185H11V181H10V183H8ZM16 184H18V183H16ZM55 184V185H56ZM85 186H84V185ZM94 184L96 185V187L99 189V187L98 186H100V187H102V190H103V188H104V190H103V192L104 193H106L107 195L105 196V197H102V196H104L105 194H103V192H101L102 190H101V188L98 190L97 188H94ZM98 184V185H97ZM125 184H128L126 187L127 188H125ZM142 184H144L145 186V189H143V185ZM152 184V185H151ZM175 184V185H174ZM192 184V185H191ZM207 184V185H206ZM228 184V183H227ZM232 184H234V183H232ZM232 184H230V185H232ZM6 185V184H5ZM45 185V184H44ZM45 185V186H46ZM86 185H87V187H86ZM104 185V186H103ZM115 185V186H114ZM116 185L119 187V189H117V190H119V192H121V191H123L124 189V192H125V194H123V192H121V195H120V193H118L117 192V190H116ZM131 185H133V186H131ZM136 185V186H135ZM169 185H171V186H169ZM190 187H189V186ZM194 185V186H193ZM202 187H201V186ZM212 185V186H211ZM237 185V184H236ZM4 186V185H3ZM8 186V185H7ZM6 186V187H7ZM41 186V185H40ZM89 186V187H88ZM131 186V187H130ZM151 186V187H150ZM154 186V187H153ZM191 186H193L192 188H191ZM204 186V187H203ZM208 186V187H207ZM210 186V187H209ZM235 186V185H234ZM234 186H232V187H234ZM5 187V186H4ZM24 187V186H23ZM27 187V186H26ZM30 187V186H29ZM31 187V189L32 190H34L33 188ZM47 187V188H48ZM115 187V188H114ZM117 187V188H118ZM133 187V189H131ZM137 187V188H136ZM146 187H147V189H146ZM183 187V188H184ZM211 187H213V188H211ZM228 187H230V186H228ZM232 187H231V189H232ZM237 187V186H236ZM25 188V187H24ZM124 188V189H123ZM148 188H149V190H148ZM152 188H154V190L152 189ZM163 188H165V189H163ZM170 188V189H169ZM173 188V189H172ZM182 188V189H183ZM215 188V190H213ZM220 189L219 191H222V194H221V192H220V194L218 193L219 191H217V189ZM4 189H6V188H3V191H4ZM7 189H8V193L9 194H11L12 193V191H14L13 189H12V191L10 190V188H8L7 187ZM54 189V190H55ZM61 189V190H60ZM65 189V190H64ZM106 189V190H105ZM114 189H115V191L117 192H114ZM126 189H128V193H131V195H129L128 193H127V190ZM131 191H135V190H137V192L135 191V192H131ZM151 189H152V191H151ZM163 189V190H162ZM182 189H179V190H182ZM208 189V190H207ZM209 189H210V191H209ZM9 190L11 191V192H9ZM18 190V191H19ZM26 190H28V192H31V191H29L30 189H26ZM25 190V191H26ZM43 190V189H42ZM53 190V189H52ZM69 190V191H70ZM94 192H93V191ZM98 190V191H97ZM144 190V191H143ZM146 190H147V192H146ZM167 190V191H166ZM171 190V191H170ZM206 190H207V192H206ZM213 190V191H212ZM233 190V189H232ZM16 191V190H15ZM14 191V192H15ZM76 191V192H75ZM92 191V192H91ZM110 192L111 194H116V196H112L110 193H108V192ZM149 191V192H148ZM151 191V192H150ZM159 191V192H158ZM217 191V192H216ZM233 191H237L236 189H234ZM1 192H2V190H1ZM20 192V191H19ZM43 192V191H42ZM54 192H56V194H54ZM213 192H215V194L216 195H212V193ZM239 192V189H238V191L236 192V193H238ZM16 193V192H15ZM22 193H26V192H23L22 190H21V192L20 193H18L20 196H24V194H22ZM67 193H69V192H67ZM76 193V194H75ZM94 194V193H100V194H102L100 197L101 198H103L104 200H106V201H102L101 200V198L99 197V195L97 194V196H94V195H92V194ZM153 193V195H151ZM157 193V194H156ZM159 193V194H158ZM209 193H211V194H209ZM1 194V193H0ZM5 191H4V194H2L5 198H6V196H5ZM27 194V193H26ZM36 194V195H35ZM74 194V195H73ZM95 194V195H96ZM110 194V195H109ZM113 194V195H114ZM123 194V195H122ZM128 194V195H127ZM132 194H135V195H132ZM1 195V196H2ZM8 195V194H7ZM13 195H14V193H13ZM12 195V196H13ZM16 195V194H15ZM34 197H33V196ZM66 196H68V195H70V194H65ZM73 195V196H72ZM127 195V196H126ZM157 195V196H156ZM232 195V196H233ZM11 196V195H10ZM32 196V197H31ZM63 196V197H62ZM107 196L109 197V196H111L112 198H108L107 199ZM69 197V196H68ZM68 197H66V198H68ZM73 197V198H72ZM94 197H95V200H94ZM4 198V200H6V199H9V197L8 198H6L5 199ZM20 198V199H19ZM62 198V199H61ZM65 198V197H64ZM77 198V199H76ZM98 198V199H97ZM100 198V199H99ZM106 198V199H105ZM149 198V199H148ZM1 199V198H0ZM10 199H12V197L10 198ZM109 199H113V201H111V200H109ZM114 199H115V201H114ZM1 200H3V199H1ZM1 200H0V202H1ZM13 200H14V197H13ZM41 200V199H40ZM42 200V201H43ZM63 202H62V201ZM98 200H100L101 202H99ZM107 200L109 201V202H107ZM7 202H8V200H6ZM52 201V202H51ZM74 201V202H75ZM96 201L98 202V203H96ZM228 201V200H227ZM4 202V204H5V206H6V203H5V201H3ZM3 202H2V204H3ZM10 202V201H9ZM8 202V203H9ZM15 202V201H14ZM68 202V201H67ZM105 203V205H103L104 203ZM106 202H107V204H106ZM113 202V203H112ZM228 202H230V201H228ZM11 203H13V202H11ZM9 204V205H12V204ZM32 203V204H33ZM101 203V204H100ZM227 203V202H226ZM231 203V202H230ZM230 203H228V204H230ZM72 204V206H73V203H71ZM98 204V205H97ZM110 204V205H109ZM200 204V205H199ZM18 205H19V203H18ZM101 205V206H100ZM112 205V206H111ZM140 205V206H139ZM202 203H198L197 204V206L195 205V207H194V209H193V211H192V213L193 214H196L197 215V217H198V215H199V217H198V219L202 216V218L204 217L203 216V214H204V212L203 211H205V210H203V209H205V206L204 205H202ZM225 205H227V204H224V206ZM1 206H0V209L2 210V208H1ZM8 206V205H7ZM12 206H14V203H13V205ZM44 206V207H45ZM71 206V207H72ZM109 206V207H108ZM113 206H114V208H113ZM122 206V207H121ZM199 206H201V207H199ZM19 207V206H18ZM45 207V208H46ZM112 209H111V208ZM196 207H197V209H196ZM203 207V211L201 210V209H199V208H202ZM15 208H17V206L16 207H14V209ZM28 208V209H29ZM37 208V207H36ZM101 208V209H100ZM224 208V207H223ZM8 209V208H7ZM103 209V210H102ZM116 209V210H115ZM221 209V210H220ZM18 210H20L19 208H18ZM17 209L15 210V214H17V211H18ZM26 210H27V212H26ZM63 210L61 211V213L63 212ZM83 210V211H82ZM85 210V211H84ZM195 210V211H194ZM65 211V212H66ZM225 211H226V209H225ZM224 211V212H225ZM20 212V211H19ZM65 212H63L62 214H64ZM66 212V213H67ZM222 212V211H221ZM220 212V213H221ZM238 213H236V217L238 216L239 217V215L241 214V210L239 209L238 211H237ZM2 213V212H1ZM1 213H0V215H1ZM21 213H20V215H19V213H18V215L19 216H22L21 215ZM58 213V214H57ZM61 213H60V215H61ZM85 213V214H84ZM240 213V214H239ZM88 214V215H89ZM222 215H221V217L222 216H224V213H221ZM239 214V215H238ZM60 215H59V217H60ZM201 215V216H200ZM66 216V215H65ZM85 216H84V218H85ZM10 217V216H9ZM25 217V218H24ZM238 217H237V219L236 220H234L233 222H234V229H237V227H235V224H236V226L238 225L237 224V220H238ZM10 218V219H11ZM13 218V219H14ZM39 218V219H38ZM54 218H56L57 220H55L54 221V223H51L50 221H52L53 222V220H54ZM67 218V217H66ZM65 217H64V219H66ZM68 218L66 219V220H68ZM83 218V217H82ZM83 218V219H84ZM17 219V220H16ZM28 219H30L31 220V224L28 222ZM34 219H35V221H34ZM38 219V220H37ZM46 219V218H45ZM60 219V218H59ZM62 219H63V217H62ZM63 219V220H64ZM12 220V219H11ZM10 220V221H11ZM22 220H23V222L25 223V224H23L22 223ZM75 222H74V221ZM46 221V222H45ZM62 221V220H61ZM65 221V220H64ZM57 222V223H58ZM68 222V223H69ZM137 221L136 220H134V219H132L130 222H128V224H131V225H134L135 223H136ZM3 223V224H2ZM50 223V224H49ZM114 223H118V224H121L122 225V223H119V222H117V221H115L114 220ZM134 223V224H133ZM7 224V225H8ZM47 224H48V228H47ZM60 223H58V225H59ZM21 225H24V226H28V227H24V229L25 230H21L20 229V226ZM44 225V226H43ZM53 225V226H52ZM5 226V225H4ZM70 226V227H71ZM118 226V225H117ZM122 226H126V225H122ZM1 227V226H0ZM32 227V228H33ZM56 227V228H55ZM67 227H69V226H67ZM2 228H3V231H5L6 229L2 226L1 228H0V230H2ZM15 228V229H14ZM35 228V229H36ZM66 228V227H65ZM118 228H121V227H119L118 226ZM17 229V230H16ZM30 229V228H29ZM14 230H16V231H14ZM19 230V231H18ZM59 230V231H58ZM31 231V230H30ZM33 231H35V230H33ZM56 231L54 232V234L56 233ZM68 232L69 231V229L67 230V229H64V234H65V232ZM2 231H0V233H1ZM62 232H63V230H62ZM66 232V233H67ZM122 232V231H121ZM3 233H5V232H3ZM3 233H1L0 234V239L2 240H0L1 242H0V245L1 244H4V243H2L4 240H7V243L8 244H10L11 246H9L8 244H5V246H7L6 248H8V251H9V248L10 247H14V248H11V250H14L15 251V253L17 252V250H18V256H19V254H21L20 252H25L24 250L26 249H24V250H22L23 249V247H26L27 245H28V248H29V244H31V242H34V241H32L33 240V238H32V236H33V234H32V236L30 237L32 240H30V241H28L29 243H26V239H28L29 237H25V235H24V237L26 238H22L23 240H25V245H23V247L20 249V252H19V249H18V247H17V244H21L22 243V241L20 242V241H17V243H16V240H18V238H14L13 239V236L12 237H10L9 235H7V234H5V235H3ZM28 233V234H27ZM36 234H37V232H35ZM34 233V235H36ZM19 234V235H18ZM43 234V235H44ZM63 234V233H62ZM71 234H69V235H71ZM31 235V234H30ZM66 235H68V233L66 234ZM68 235V236H69ZM73 235V234H72ZM29 236V235H28ZM37 235H36V238L34 239V240H36V239H38L37 237H38ZM122 236H124V238H125V234H123V232H122ZM23 237V236H22ZM59 237H61V238H59ZM74 237V238H73ZM20 238L21 237H19V240H20ZM29 238V239H30ZM123 238V239H124ZM21 239V240H22ZM54 239V240H53ZM66 239H68L67 241H65ZM59 240V241H58ZM39 241H40V239H39ZM38 241V242H39ZM53 241V242H52ZM55 241V242H54ZM5 242V241H4ZM19 242V243H18ZM38 242H35V243H38ZM57 242V243H56ZM71 242V243H70ZM125 242V241H124ZM155 242V241H154ZM6 243V242H5ZM24 243V242H23ZM22 243V244H23ZM59 243V244H58ZM156 243V242H155ZM262 243H264L263 241H262ZM261 243V244H262ZM20 244H19V246H20ZM56 244H57V247H56ZM66 244V245H65ZM72 244V245H71ZM75 244H76V246H75ZM33 245H34V243H33ZM64 245H65V248H64ZM68 245H70V246H68ZM236 245H238V244H236ZM2 246V245H1ZM4 246V245H3ZM2 246V247H3ZM4 246V247H5ZM67 246L68 247H71V249H73V250H70L69 248H67ZM73 246L74 247H78V252H77V250H75L74 248H73ZM2 247H1V249H0V251L2 252ZM60 249H59V248ZM156 247H158L159 248V246H156ZM156 247H155V250L157 251V250H159L158 252H156L157 254H159L160 255V253H161V251H160V249H156ZM20 248V247H19ZM27 248V249H28ZM33 248L35 249V250H38L37 252L38 253H41L40 252V250H42V253H43V256L41 255L40 256V259L41 260H39L38 258H39V254L37 255V259H36V257L34 256V254L36 253L37 254V252L35 251V253H34V251H33ZM51 248V249H50ZM63 248H64V250H63ZM26 249V250H27ZM40 249V250H39ZM46 249V250H45ZM50 249V251H48V250ZM77 249V248H76ZM7 250V249H6ZM5 250V251H6ZM45 250V251H44ZM59 250L60 251H62V252H59ZM4 251V250H3ZM4 251V253L2 252H0L1 253V255H3V256H1V258H3V257H7V255H8V259H9V256L11 255L10 253H14V251L12 252H10V253H8V252H5ZM49 253H48V252ZM72 251H74V252H72ZM236 251H238V250H236ZM26 252H28V251H26ZM48 253L49 255H48V257H46V256H44V255H46V254H44V253ZM63 252H65V253H63ZM69 252H70V254L73 256H69V258L67 257L68 255H69ZM78 254H77V253ZM94 252H95V254H94ZM239 252V251H238ZM5 253L7 254V255H5ZM12 254V257L13 258H11V256H10V259L8 260V259H3V260H1V262H3V264H11V263H13V264H20L19 262H17V261H20V260H22L21 258H23L22 256H23V254H22V256H17V254ZM29 253V252H28ZM73 253H75L74 255H73ZM64 254V255H63ZM68 254V255H67ZM90 254H91V256H93V257H95V258H92L91 256H90ZM94 254V255H93ZM98 254V255H97ZM156 254V258L158 259L159 258V255H157ZM237 254V255H236ZM243 254H245V252L243 253ZM242 254V252L241 253H239V256H238V253H236L235 252V254H234V251H233V255H234V259L237 261V264H240L241 262H240V260H242V259H244V257H247L248 256V254H246L247 256H245V255H243ZM5 255V256H4ZM99 255H101V258H99ZM236 255V256H235ZM25 256V255H24ZM76 256V257H75ZM78 256V257H77ZM97 256V257H96ZM161 256V255H160ZM16 257V258H15ZM21 257V258H20ZM35 257V258H34ZM44 259L43 261H42V258ZM47 258V261L45 260V258ZM243 257V258H242ZM15 258V259H14ZM20 258V259H19ZM61 258V259H60ZM79 258V259H78ZM90 258V259H89ZM241 258V259H240ZM250 258V260H248L249 262L252 260L251 259V257H249ZM16 259H19V260H17L16 261ZM23 259V260H24ZM74 259V260H73ZM76 259H78L79 261H77ZM92 259V260H91ZM94 259H96V260H94ZM98 259L100 260L99 262L100 263H98ZM237 259H239V261L237 260ZM245 259H247V258H245ZM7 260L10 262H8V263H6L7 262ZM37 261V262H35V261ZM56 260V261H55ZM62 260V261H61ZM84 260V261H83ZM89 260V261H88ZM91 260V261H90ZM95 261V263H93L92 261ZM235 260H234V264H236L235 263ZM4 261H6L5 263H4ZM40 261V262H39ZM58 261H61V262H58ZM71 261H73V262H71ZM74 261H76V262H74ZM248 261H245V264H246V262L248 263ZM21 262V264L23 263V261H20ZM43 262V263H42ZM56 262V263H55ZM58 262V263H57ZM82 262V263H81ZM84 262H86V263H84ZM253 262V261H252ZM251 262V263H252ZM76 263V264H77ZM78 263V264H79ZM244 263V260H243V262L241 263V264H243ZM2 264V263H1ZM221 264H223V263H221ZM252 264H254V263H252Z\"/></svg>",
	"mask_w": 264,
	"mask_h": 264
},
{
	"label": "bare ground",
	"instance_id": "obj_2",
	"mask_svg": "<svg viewBox=\"0 0 264 264\" xmlns=\"http://www.w3.org/2000/svg\"><path fill=\"white\" fill-rule=\"evenodd\" d=\"M3 1V0H2ZM1 1V2H2ZM4 1H6V0H4ZM8 2L10 1H12L11 2V4H9V5H16V3L14 2V1H18V0H7ZM23 1V0H22ZM32 1V0H31ZM34 1V0H33ZM43 1V0H42ZM49 1V0H48ZM48 1H47V4L49 5L50 4V2L48 3ZM50 1H55V2H57L56 0H50ZM79 1V0H78ZM85 1V0H84ZM90 1H92V0H90ZM98 1V0H97ZM99 1H103L104 3H109V1L110 2H112V0H99ZM116 1V0H115ZM114 1V2H115ZM119 1V4H120V0H118ZM134 1V0H133ZM174 1V0H173ZM199 1H201L200 2V4L202 3V0H199ZM199 1H198V4H199ZM0 2V4H4V5H6L5 6V8H4V6H3V8L5 9H3V10H1L0 9V11H4L5 13L7 12L6 10H7V6H8V2H4V3H1ZM14 2V3H13ZM27 2V1H26ZM30 2V1H29ZM35 2V1H34ZM37 2H39V3H37V4H41L42 2H41V0L39 1V0H37ZM55 2L53 3V5H55ZM81 2H82V0H81ZM87 2V1H86ZM159 2V1H158ZM170 2V1H169ZM6 3V4H5ZM23 3L24 2H22V5H23ZM44 3H46V2H44ZM43 3V4H44ZM77 3V2H76ZM83 3V2H82ZM94 3V2H93ZM122 3V2H121ZM132 3V2H131ZM189 3H192V2H189ZM189 3H187L189 6H187V4L186 3H184V2H182L181 4H180V6H179V10H183V12H186V14H187V16L186 15H184V13H183V16H186V17H184L183 18V20H182V22H183V24L181 25H179V27L180 26H182L181 28H183V31H182V29L181 30H179L180 32L182 31L183 32V34H184V31L186 32V34H187V36H189L188 38H190L189 39V41H190V46H192V44L194 45V49H193V47H191L193 50V54L197 51L198 52V55H197V57H200V58H202L203 60H205V62H206V74H207V78H209L208 80H210V83L208 82V81H206V83L209 85L210 84V86H213L212 88H210L209 86V88L207 89V90H211V92H212V94H211V96H209L208 95V97H206L207 95H205V97L207 98L206 100L204 99V101L202 100V99H200L199 100V98H198V100H199V102H200V106H198L197 105V99L195 100V102H196V105L198 106H196L197 108H199L200 110H202L201 112H203L204 114V116L201 118V115H200V113L198 114V116L196 117V118H198L199 117V115H200V120H198L197 121V119L196 120H193V121H195V124H193V126H191V127H189L188 128V130L191 128L192 130H194V131H192L193 132V134H194V132H196V133H199V134H197L198 135V137L197 138H199V137H201V139H198V140H200V142H205V144H207L206 143V141H207V139H206V137H204V136H206V135H204V133L207 131V130H209V129H207V126L206 125H208V124H206L207 122H206V119L208 120V114L210 115L209 117H210V121L212 122V127H214V129H216V131L218 132V135H216V134H213V135H211V133H214V129L212 130V129H210L211 130V133H210V131H207V132H209L210 133V135L208 134V136H210V138L213 136L214 137V139L213 138H209L208 137V140H209V142H208V144H210V143H213V146H214V143H217V141H219L218 139L219 138H217L218 136L220 137V138H222V136H224L225 137V135L227 136L226 137V139L227 138H229L230 140L229 141H231V142H229V144L231 143V144H233L234 146H236V150H233V149H231L230 148V146H229V153L228 154H224V156H223V162H222V164L218 161V163H220V165H223V169L224 170H222L221 168L222 167H220V171L219 170H215V167H214V171H218L217 172V175L219 176V178H217V179H220V176L223 178V176H228V177H230L229 175L232 173V172H230V174H228V173H226V169H227V172H228V168H231L230 167V163H232L229 159H235L236 160V165H237V169L235 170V176L234 177H232L231 176V178H229L230 180H232L233 181V178H235L236 179V177H237V179L235 180L236 181V184H235V182H229L230 180L228 179V177H227V179H226V177H225V179L224 180H226V182H224L223 183V179L221 180H218V181H220L219 182V185L217 186V184H218V182L216 183V187H218V188H220V185H223L222 186V190H223V188L225 189V187H226V185H227V190H228V188H230L228 191H227V194H225L226 196L229 194V192H230V190H231V192L232 193H234V195L232 196L231 195V193L228 195V197H231V199L229 200V198H226V202L224 203V204H227V205H225L224 206V204H223V207L220 209L221 211H219V208L221 207V205H220V203L222 202V201H220V197L218 196V198L217 197H213V196H210V195H208V194H205V192H204V190H202L201 188L200 189H197V190H193V189H188V188H186L187 187V181H184V182H186V187H184V186H178L177 185V187L174 189L175 191L174 192H172V193H167V192H165V193H162V194H159V196L158 197H156L155 199H152L151 201H149V203H147L146 205H144V206H142V207H140L139 209H135V211H132V212H126V213H121V214H116V213H114V212H111V213H106V214H104V213H102V214H99V216H97V220H98V217H100L102 220H104L105 222H106V224L108 225V229H109V231H110V233L111 232H113V231H122L123 232V234H125V238H124V240L123 241H125V242H123V244H122V248L121 249H118L117 247H108L106 250L105 249H101V248H98V253L100 254V252H99V250L101 249V255L102 256H104V257H102L101 258V255H99V258H101V261L98 259V263H100V262H102L103 261V258H105V261H106V263L107 264H221V263H223V264H234V260L237 258H235L234 259V255H233V251H234V254H235V252L236 253H238V256H239V253H241L242 252V254L245 252V254H243V255H245V256H247L246 254H248V256L247 257H244V259H242V260H240V262L242 263L243 262V260H244V263L243 264H245V261H248V260H250V258L249 257H251V261L249 262L248 261V263L246 262V264H252V263H254V264H264V243H262V241L264 242V0H204L203 1V3H205L207 6H204L203 5V3H202V7L200 6V5H197V6H199L198 7V9L199 8H201V9H199V10H197V9H195V7L192 5L191 6V8H194V9H191L190 8V5L191 4H189ZM20 4V3H19ZM18 4V6H20ZM25 4V6H26V3H24ZM27 4H28V2H27ZM33 4H35V5H33ZM36 3H33L32 2V4H28V6L29 7H31L30 9L27 7V10L29 11H25L24 9H26V8H24L23 10H24V12L23 11H21V9H18V7L17 6H14V8L15 7H17V8H15L16 10H18V11H21V14L19 13H16L18 16H25L24 14H25V12H27L28 14H30V13H32V10L33 11H35V8H36V10L37 9H42V11H43V9H44V5L42 6V4L40 5L42 8H40V6H38ZM59 4V3H58ZM78 5H79V2L77 3ZM81 4V3H80ZM115 5L117 4V2L116 3H114ZM165 4V3H164ZM193 4H195L194 2H193ZM212 4H215L213 7H214V9H215V6H216V9H217V13H218V20H217V22L215 23L217 26H216V28H215V30H216V40L215 41H213V39H212V41L214 42V43H212V44H210V43H207L206 42V44L205 43H201V45H200V43H199V41H198V36H200L201 34H199L198 32H200V31H197L196 30V28H198V30H199V27H197L196 26V28H195V26L192 24V19H190V17H192L193 15H195V14H198V13H196V12H199L200 10H203V7L205 8H209L208 6H212ZM22 5H21V7H22ZM32 5V6H31ZM110 5H111V3H110ZM109 4H108V6H110ZM118 5V4H117ZM162 5V4H161ZM11 6V7H12ZM24 6V5H23ZM35 6V7H34ZM38 6V7H37ZM50 6V5H49ZM51 6H52V3H51ZM56 7L55 8H59V5H55ZM93 6V5H92ZM98 6V5H97ZM160 6V5H159ZM196 6V5H195ZM7 7V8H6ZM45 7H48L47 5H45ZM167 7V6H166ZM171 7V6H170ZM170 7H168V8H170ZM188 7H189V10H188ZM0 8H1V6H0ZM13 7H12V11L10 12V14L11 13H13L14 12V9ZM20 8V7H19ZM33 8V9H32ZM51 9H52V7H50ZM54 8V7H53ZM54 8V9H55ZM83 8V7H82ZM86 8V7H85ZM111 8V7H110ZM114 8H116V7H113V9ZM174 8V7H173ZM205 8V9H206ZM212 7H210V9H211ZM45 9H48V8H45ZM50 9V10H51ZM56 9V10H57ZM89 9V8H88ZM118 9V8H117ZM164 9V8H163ZM191 9V10H190ZM215 9V10H216ZM8 10H9V8H8ZM15 10V11H16ZM40 10H37V11H39V14H40ZM60 10V9H59ZM90 10V9H89ZM111 10V9H110ZM115 10V9H114ZM209 10V9H208ZM17 11V12H18ZM33 12L35 15L37 14V15H39L38 14V12ZM42 11H41V13H42ZM48 12H51V11H49V9L47 10ZM47 11H46V13H47ZM54 11V10H53ZM58 11V10H57ZM56 11V12H57ZM92 11V10H91ZM113 11V10H112ZM119 11V10H118ZM169 11V10H168ZM172 11V10H171ZM4 12H2V13H4ZM43 12H45V11H43ZM93 12V11H92ZM97 12V11H96ZM108 12V11H107ZM114 12V11H113ZM205 12V11H204ZM209 12H210V10H209ZM1 13V12H0ZM22 13H24V14H22ZM52 13V12H51ZM203 13V12H202ZM206 13V12H205ZM205 13H204V15H205ZM7 14L9 15H6L7 16V18L9 19V17H10V14H9V12H7ZM14 14V13H13ZM13 14H11V15H13ZM44 14V13H43ZM43 14H41L42 16H43ZM59 14V12H57V15ZM104 14V13H103ZM102 14V15H103ZM111 14V13H110ZM109 14V15H110ZM114 14V13H113ZM207 14V13H206ZM211 13H209V15H210ZM16 15V16H17ZM35 16V19H37L39 16ZM47 16H49L48 15V13L46 14ZM52 16L54 15V13L53 14H51ZM50 15V16H51ZM57 15H56V17L54 18V19H56L57 18ZM97 15V14H96ZM117 15V14H116ZM202 14H201V11H200V13L198 14V15H196L195 17L196 18H198L199 16H201ZM208 15V16H209ZM15 15H13V17H14ZM17 16V17H18ZM46 16V17H47ZM182 16V17H183ZM207 16V15H206ZM213 16V15H212ZM1 17V16H0ZM3 17V16H2ZM1 17V18H2ZM5 17V16H4ZM16 17V18H17ZM26 17V16H25ZM195 17L193 16L192 18L193 19H195ZM210 18H212L211 16H209ZM214 17V16H213ZM0 18V19H1ZM10 18H12V16L10 17ZM23 18V20L22 21H24V24H23V26L25 25V24H27L28 25V21H32L33 20V22H34V18H31V16H29V18L28 19H24V17H22ZM21 18V19H22ZM31 18V19H30ZM40 18V17H39ZM39 18H38V21H39ZM3 19V18H2ZM13 19V18H12ZM15 19V18H14ZM18 19H19V17L16 19V23H20L21 22V19H19L20 20V22L18 21ZM42 19H44V18H41V20ZM46 19V18H45ZM44 19V21H46ZM111 19V18H110ZM114 19H116V18H114ZM191 21H190V20ZM215 18H212V20H214ZM26 20V21H25ZM40 20V21H41ZM117 20V19H116ZM196 20V22H197V19H195ZM0 21H2V20H0ZM5 21H7V19L5 18ZM13 21V23L15 24V22H14V20H12ZM43 21V20H42ZM41 21V22H42ZM48 21V20H47ZM194 21V20H193ZM4 22V21H3ZM8 22V21H7ZM26 22V23H25ZM32 22V23H33ZM49 22V21H48ZM48 22H47V24H48ZM195 22V21H194ZM193 22V23H194ZM1 23V22H0ZM12 22H10V24H11ZM31 23V24H32ZM37 24L39 23V22H36ZM46 23V22H45ZM53 23H55V22H53ZM53 23H51L50 22V24H53ZM111 23V22H110ZM3 24V23H2ZM9 23H7V25H8ZM9 24V25H10ZM22 24V23H21ZM42 24V23H41ZM44 24V23H43ZM42 24V25H43ZM47 24H46V27H47ZM112 24V26H113V23H111ZM194 24H196V23H194ZM16 25V24H15ZM15 25H13V29L12 28H10V26H8L9 28H10V30H9V28H8V32H10L11 31V29L12 30H15V31H18V28H17V26H15ZM35 25V24H34ZM34 25H32L33 26V28H34ZM196 25H198V24H196ZM14 26H15V28H17V30L16 29H14ZM30 26V25H29ZM31 26V27H32ZM37 27H39V28H37V27H35L36 29H40L41 27L44 29V25L43 26H41L40 27V24L39 25H36ZM111 26V27H112ZM1 27V26H0ZM19 28H20V26H18ZM31 27H29V28H31ZM45 27V28H46ZM117 27H118V25H117ZM54 28V27H53ZM113 28H115V27H113ZM6 29V28H5ZM42 29V30H43ZM48 29H49V32H50V29L51 28H49L48 27ZM180 29V28H179ZM34 30V29H33ZM47 30V29H46ZM54 30V29H53ZM6 30H4V32H5ZM14 31V32H15ZM25 31V30H24ZM31 31H32V28H31ZM35 31V30H34ZM38 31V30H37ZM43 31H45V30H43ZM7 32V33H8ZM21 32V31H20ZM22 32H23V30H22ZM21 32V33H22ZM28 32H30L29 30H28ZM33 32V31H32ZM42 32V31H41ZM109 32V31H108ZM116 32V31H115ZM178 33V34H181V33ZM205 32V31H204ZM6 33V32H5ZM16 34H17V32H15ZM18 33H19V31H18ZM20 33V34H21ZM24 33H27V32H24ZM37 33H39V32H36L35 34H37ZM202 33V32H201ZM1 34V33H0ZM108 34V33H107ZM185 34V35H186ZM199 34V35H198ZM6 35V34H5ZM10 35H12V31H11V34ZM19 35V34H18ZM26 35V34H25ZM33 35V34H32ZM50 35H52V34H50ZM114 35V34H113ZM202 35H203V33H202ZM201 35V36H202ZM207 35V34H206ZM1 36V35H0ZM28 36H29V34H28ZM31 36V35H30ZM45 36V38L47 37L46 36V34L44 35ZM43 36V37H44ZM49 36V35H48ZM183 36V35H182ZM3 37H5L4 35H3ZM12 37V36H11ZM18 37V36H17ZM35 37H37V36H35ZM39 37V36H38ZM37 37V38H38ZM184 37V36H183ZM186 37V36H185ZM204 37H205V35H204ZM9 38H10V36H9ZM18 38H20V37H18ZM42 38V37H41ZM45 38H42V40L43 39H45ZM200 38V37H199ZM207 38V37H206ZM209 38V37H208ZM7 39V35H6V37H5V40ZM12 39H13V37H12ZM17 39V38H16ZM22 39H23V36H22ZM22 39H21V41L20 42H23L22 41ZM26 39V38H25ZM31 39H33V38H31ZM35 39V38H34ZM47 39V38H46ZM186 39V38H185ZM205 39V38H204ZM210 39V38H209ZM0 40H1V38H0ZM115 40H117L116 38H115ZM188 40V39H187ZM208 40V39H207ZM7 41H8V39H7ZM9 41H12L11 39L9 40ZM15 41H17V40H15ZM106 41V40H105ZM202 40H200V42H201ZM210 41V40H209ZM4 42V41H3ZM19 42V43H20ZM29 42V41H28ZM33 42H35L34 40H33ZM42 42V41H41ZM202 42H205V41H202ZM211 42V41H210ZM0 43H1V41H0ZM15 43H18V42H14V44ZM18 43V44H19ZM24 43H26L25 41H24ZM36 43V44H35ZM34 44L35 45H38V43L37 42H35ZM43 43V42H42ZM192 43V44H191ZM2 44V43H1ZM4 44H6V42L5 43H3V45ZM17 44V45H18ZM29 44V43H28ZM109 44H112V43H109ZM119 44H120V42H119ZM203 44V45H202ZM205 44V45H204ZM9 45H10V43H9ZM16 45V44H15ZM20 45V44H19ZM25 45V44H24ZM45 45H47V44H45ZM105 45H107V44H105ZM175 46V43H173L172 44V46ZM0 46H2V45H0ZM5 46V45H4ZM12 46V45H11ZM28 47H29V45H27ZM33 46V45H32ZM108 46V45H107ZM177 46V45H176ZM175 46V47H176ZM3 47V46H2ZM1 47V50L3 49ZM9 47V46H8ZM7 47V48H8ZM16 47H18V46H16ZM21 47V46H20ZM19 47V48H20ZM27 47V48H28ZM47 47V46H46ZM110 47V46H109ZM112 47V46H111ZM196 47V48H195ZM6 48V47H5ZM13 48V47H12ZM34 48H36V47H34ZM172 48V47H171ZM14 49V48H13ZM24 49V48H23ZM116 49V48H115ZM172 49H174V51H175V48H172ZM178 50H179V48H177ZM176 49V51H177V53H178V50ZM197 49V50H196ZM0 50V52H2V51H4V50H2L1 51ZM10 49H8V51H9ZM16 50H20V49H16ZM22 50V49H21ZM26 49H24L23 51H25ZM31 50H33L32 48H31ZM110 50V49H109ZM6 49H5V52H8ZM15 51V50H14ZM27 51H28V49H27ZM34 51V53L33 54H35L36 56H39L38 54H36L35 53V51L37 52V49L36 50H33ZM39 51V50H38ZM111 51V50H110ZM180 51L182 52V50L180 49ZM179 51V52H180ZM9 52H11V50L9 51ZM17 51H15V53H16ZM22 52V51H21ZM20 52V53H21ZM31 52V51H30ZM113 52V51H112ZM180 52V53H181ZM3 53L4 52H2L0 55H2L3 56ZM43 53V52H42ZM108 53V52H107ZM174 54H175V52H173ZM11 55H12V53H10ZM18 54V53H17ZM16 54V55H17ZM22 54V53H21ZM21 54H18V55H21ZM29 54V53H28ZM32 54V53H31ZM109 54V53H108ZM116 54V53H115ZM6 55H9V53H6ZM10 55V56H11ZM14 55V54H13ZM24 55V54H23ZM27 55V54H26ZM178 55H179V53H178ZM195 55V54H194ZM2 56H0V58L3 60V58L5 59V57H3L2 58ZM15 56V55H14ZM30 54H29V58H30ZM11 57H13V56H11ZM17 57V56H16ZM16 57H14V58H16ZM24 57V56H23ZM27 57V56H26ZM25 57V58H26ZM176 57V56H175ZM194 57V56H193ZM195 57H196V55H195ZM7 58H9V56H7ZM12 59V60H17V59ZM20 60H21V58L20 57H18ZM116 58H118V57H116ZM10 58H9V60H11ZM23 59V58H22ZM32 59V58H31ZM24 60V59H23ZM29 60V59H28ZM107 60V59H106ZM109 60H111V59H109ZM121 60V59H120ZM1 61V60H0ZM8 61V60H7ZM18 61V60H17ZM26 61V60H25ZM35 61V60H34ZM119 61V60H118ZM20 63H21V61H19ZM22 62H24V61H22ZM120 62V61H119ZM6 62H4V64H5ZM18 63V62H17ZM16 63V64H17ZM33 63V62H32ZM36 63V62H35ZM118 63V62H117ZM116 63V64H117ZM178 63H179V61H178ZM1 64H2V62H1ZM8 64V63H7ZM6 64V65H7ZM14 64H15V62H14ZM34 64V63H33ZM37 64V63H36ZM108 65H110L109 63H107ZM119 64V63H118ZM18 65H19V63H18ZM23 65H25V64H23ZM120 65V64H119ZM122 65V64H121ZM8 66V65H7ZM179 66V65H178ZM31 67V66H30ZM184 67V66H183ZM121 68H123V66H121ZM187 68V67H186ZM193 68V67H192ZM1 69V68H0ZM6 69V68H5ZM8 69V68H7ZM18 69V68H17ZM33 69H34V67H33ZM20 70V69H19ZM118 70H120V69H118ZM5 71V70H4ZM4 71L2 72V74L4 73ZM10 71V70H9ZM8 71V72H9ZM25 71V70H24ZM23 71V72H24ZM27 71V70H26ZM25 71V72H26ZM116 71V70H115ZM122 71V69L120 70V72ZM10 72H12V71H10ZM9 72V73H10ZM14 72V71H13ZM20 72H22V70H20ZM29 71H27V73H28ZM187 72V71H186ZM119 73V72H118ZM117 73V74H118ZM189 73V72H188ZM190 74H193V73H190ZM189 74V75H190ZM6 75H7V73H6ZM12 75V74H11ZM17 75V74H16ZM31 75V74H30ZM130 75V74H129ZM187 75V74H186ZM189 75H187L186 77H187V79L188 78H190V76ZM0 76H2V75H0ZM3 76H4V74H3ZM33 76V75H32ZM6 77V76H5ZM15 77V76H14ZM118 77V76H117ZM130 77H131V75H130ZM8 78H10V77H8ZM6 79V78H5ZM12 79V78H11ZM16 79V78H15ZM14 79V80H15ZM3 80V82H1V79H0V82L1 83H4V84H6V85H4V87L5 86H7V83L5 82V80L4 79H2ZM7 80V79H6ZM190 81L192 80V82H190V83H194L195 85H194V87L197 85V80H196V77L194 76V75H191V79H189ZM188 80V81H189ZM8 81H10L9 79H8ZM21 81V80H20ZM14 82V81H13ZM200 82V81H199ZM0 83V85H2ZM11 82H9L8 84H10ZM192 85V84H191ZM10 86H11V88H12V90H13V86L10 84ZM10 86H7V87H10ZM193 86V85H192ZM2 87V86H1ZM3 87V88H4ZM15 87V86H14ZM197 87V86H196ZM155 88V87H154ZM154 88H152V89H154ZM5 89H9V88H5ZM150 89V88H149ZM1 90H2V88H1ZM0 90V91H1ZM4 90V89H3ZM11 90V91H12ZM213 90V91H212ZM5 91L6 90H4V92H2L1 91V93H3L2 94V96H4L5 97V99H7L9 96L14 100L15 98H13L11 95H9L8 97H7V95L5 96L4 95V93H5ZM8 91H10V89L8 90ZM7 91V92H8ZM8 92V93H12V92ZM21 91H22V89H21ZM19 92V91H18ZM0 93V94H1ZM15 93V92H14ZM17 93V92H16ZM22 93H24V91L22 92ZM206 94H207V92H206ZM208 94H210V92H208ZM15 95V94H14ZM142 95V94H141ZM2 96H0V104L1 103H3V104H1V107H0V129H1V127L3 128V130H4V127H5V130H7L8 128L7 127H9V130H10V128L12 127V125H13V122L14 121H16L14 124H16V125H18L17 123H19L20 122V120H22L23 122L24 121H26V123H27V118H26V120H23V119H21V118H23V117H21L20 119H19V121H17L16 119L14 120V118L13 119H11V117H13L14 115H17L18 116V111H17V109H19L20 108V106H19V108L16 106V107H14L13 109H15L16 108V111H17V113H13V116H11L12 114H11V109H12V107L13 106H15V105H13L11 108H10V104L11 103H9V104H7V105H9V108H7L8 106L6 105V102L8 103V102H11L12 100H11V98H10V101H8L9 99H7V101H5V99H4V97H2ZM16 96H18L17 94H16ZM15 96V97H16ZM20 96V95H19ZM204 97V98H205ZM20 98V97H19ZM142 98H146V97H142ZM16 100V99H15ZM14 100V102H16ZM20 100V99H19ZM19 100L17 101V103L19 102ZM14 102H13V104H14ZM21 102V101H20ZM19 102V103H20ZM27 102V101H26ZM198 102V103H199ZM194 103V102H193ZM21 104H22V102H21ZM2 105H4L5 107H3ZM29 105H30V103H29ZM193 106H194V104H192ZM7 106V107H6ZM26 106H27V104H26ZM25 106V107H26ZM31 106V105H30ZM22 108H23V106H21ZM32 108H35L36 109V111L38 110V108H36V107H32ZM202 108V109H201ZM12 109V110H13ZM24 109V108H23ZM27 109V108H26ZM198 109V110H199ZM4 110V111H3ZM22 110V109H21ZM21 110H19L20 112H21ZM34 110V109H33ZM40 111V110H39ZM171 111V110H170ZM13 112H15V110L13 111ZM26 112V111H25ZM31 112V111H30ZM29 111H28V113H30ZM38 112V111H37ZM200 112V111H199ZM35 113V112H34ZM11 114V115H10ZM21 114H24L23 113V111H22V113H20L19 115H21ZM37 114V113H36ZM207 115V116H206ZM26 116H27V114H26ZM30 116H31V114H30ZM33 116V115H32ZM38 116V115H37ZM34 117V116H33ZM39 117V116H38ZM8 118H10L11 120H13V122H11V120L10 119H8ZM24 118V119H25ZM28 118H29V116H28ZM31 119H32V117H30ZM35 119V118H34ZM34 119L33 120H29L28 119V124L30 125V127H29V129H31L32 130V128H31V124L30 123H35L34 122ZM41 119V118H40ZM167 119V118H166ZM21 121V122H22ZM30 121V122H29ZM42 121V120H41ZM192 121V122H193ZM197 121V122H196ZM210 121H208L209 123H211ZM10 122H11V125H9L10 124ZM22 122V123H23ZM44 122V121H43ZM22 123H20V124H22ZM25 123V122H24ZM26 123H25V125H26ZM42 123V122H41ZM45 123V122H44ZM169 123V122H168ZM186 123V122H185ZM188 123V122H187ZM36 124V123H35ZM38 124H39V120H38ZM170 124V123H169ZM206 124V125H205ZM9 125V126H8ZM28 125V126H29ZM123 125H125V124H123ZM186 125V124H185ZM192 125V124H191ZM4 126V127H3ZM11 126V127H10ZM19 126H23V125H19ZM19 126H13L12 128H16V130L15 129H13V130H10V131H8L7 130V132H3V130L1 131V132H3L2 134L0 133V135L1 136H3V134H4V136H6V133L7 134H10L11 133V131H14L13 133H15V131H17V127H18V129H19ZM27 126V125H26ZM25 126V128H20V129H25L26 131V133H27V130H29V129H26L27 127ZM35 126L36 125H34V128H35ZM37 126H39V125H37ZM41 126V125H40ZM205 126H206V128H205ZM210 125H208V127H209ZM211 126L209 127V128H211ZM24 127V126H23ZM44 127V126H43ZM46 127H47V125H46ZM115 127V126H114ZM113 127V129H115ZM165 127V126H164ZM186 127V126H185ZM188 127V126H187ZM7 128V129H6ZM11 128V129H12ZM33 128V129H34ZM41 128V127H40ZM40 128H38L37 129V127L35 128V129H37L38 130V132H39V129ZM124 129L125 128H128V129H130L131 127H127V125H126V127H123ZM177 128V127H176ZM179 128V127H178ZM19 129V130H20ZM49 129V128H48ZM110 129V128H109ZM112 128L110 129V131H108V129H107V132H110V133H107L105 136H108V137H110V134H111V131L113 130ZM132 129V128H131ZM134 129V128H133ZM164 129V128H163ZM174 129H175V127H174ZM183 129V128H182ZM185 129V128H184ZM183 129V130H184ZM191 129H190V131H191ZM31 130H30V133H29V135L31 134ZM42 130V129H41ZM40 130V131H41ZM46 131H47V129H45ZM122 130L123 129H121V131H120V135L119 136H121L122 135V133L124 132H122ZM137 130V129H136ZM134 131V130H131V133H132V131H133V135H135V133L136 132H138V130L137 131ZM143 130V129H142ZM180 130V129H179ZM187 129H185V131H186ZM187 130V131H188ZM204 130V131H203ZM23 131V130H22ZM22 131H18V133H20L21 135H20V138L19 139H21V137H22V139H21V143H22V146H21V144L19 143L18 144V141L16 142V144L15 145H17L18 144V151H19V149H20V147H21V149H22V151H23V145H25V143L28 141V138H29V135H28V138H27V136H25V138L24 139H26V140H24L23 139V135L25 134V132L22 134ZM35 131V130H34ZM50 131V130H49ZM125 131H127V130H125ZM130 131V130H129ZM139 131H141V130H139ZM186 131V132H187ZM204 132L203 133V135L204 136H201L202 135V132ZM10 132V133H9ZM33 132V131H32ZM37 132V133H38ZM43 132V131H42ZM122 132V133H121ZM135 132V133H134ZM165 132V131H164ZM163 132V133H164ZM177 132H178V129H177ZM176 132V133H177ZM184 132V131H183ZM18 133H16V135H13L12 133V137H10V135L8 136V138H6L5 139V137H4V139L3 140H6V143H8L9 142V138L11 139V141L13 140V139H15V140H17L18 138ZM27 133V134H28ZM33 133H35L36 134V132H33ZM32 133V134H33ZM40 133V134H39ZM38 134L39 135H41V132H39ZM48 133V132H47ZM131 133H127V132H125L123 135V138L124 137H126L127 135H130ZM139 134H140V132H138ZM143 133H144V130H143ZM167 133V132H166ZM181 133V132H180ZM53 134V133H52ZM139 134H137V137L139 136ZM142 134V133H141ZM145 134H146V132H145ZM168 134V133H167ZM172 134V133H171ZM183 136H184V134L183 133H181ZM189 133H186V136L188 135ZM43 135V134H42ZM40 136V138H42L43 136ZM54 135V134H53ZM117 135V134H116ZM116 135H115V138H116V140H115V138H114V140L117 142V140H118V138H119V143H123V146L122 147H124V146H126V142L128 143V140H125V142L123 141L122 142V140H120V138L121 137H119V136H117L116 137ZM132 135V136H133ZM142 135H144V134H142ZM158 135V134H157ZM173 135V134H172ZM178 135H179V133H178ZM196 135V136H197ZM200 135V136H199ZM214 135H216V137L214 136ZM0 136V137H1ZM16 136V137H15ZM33 135H31L30 137H32ZM34 136H36V135H34ZM56 136V138L58 137V135H55ZM54 136V137H55ZM131 136V135H130ZM128 137L127 136V138H125V139H129V141H130V139L132 138V143H135L136 144V146L139 148V146H140V144H141V142H142V140L140 141V138L142 137V139H143V141H145L146 142V138H147V136H145L146 138L144 139L143 138V136H139L140 138H139V140H137V141H139V143L137 144L136 143V141L134 142V139H138V138H136V137H134V139H133V137ZM154 136V135H153ZM162 136V135H161ZM175 136H177V135H175ZM185 136V137H186ZM190 136H192V134H189L188 136H187V139H189L188 137H190ZM196 136L195 135H193L192 137H190L192 140H195V139H197L196 138ZM7 137V136H6ZM13 137H15V138H13ZM53 137V138H54ZM160 137V136H159ZM179 137V136H178ZM177 137V140L179 139ZM182 137V136H181ZM180 137V138H181ZM194 137H195V139H194ZM202 137H204V139H206V140H204ZM2 138V137H1ZM39 138V137H38ZM38 138L37 137H35V139L37 140H35L34 142H33V147L35 148V150H38V151H34V148H33V153L35 154V153H39L40 154V151H41V153H43V151L41 150L42 148L41 147H43V149H46L45 147H44V144H43V146H41V144H42V142L41 143H39V141H38ZM39 138V139H40ZM45 134H44V137L41 139L42 141H44L45 140ZM52 138V137H51ZM90 138V137H89ZM88 138V139H89ZM99 138V137H98ZM98 138H97V140H98ZM154 138V137H153ZM161 138V137H160ZM170 138V137H169ZM176 138V137H175ZM175 138H174V140H175ZM18 139V140H19ZM31 139H34V137L33 138H31ZM31 139H29V140H31ZM55 139V138H54ZM81 139H83V138H81ZM80 139V140H81ZM102 138H100V140H101ZM122 139V138H121ZM149 139V138H148ZM156 139V138H155ZM171 139V138H170ZM170 139H169V142H173V141H170ZM186 139V138H185ZM184 139V140H185ZM187 139L185 140V141H187ZM213 139V141H215V142H213V141H211ZM216 139H217V141H216ZM2 140V141H3ZM7 140H8V142H7ZM15 140H13V142H12V144L14 143V141ZM53 140V139H52ZM59 140H61V139H59ZM59 140H54L55 142L57 141H59ZM96 140V139H95ZM96 140V141H97ZM100 140H98V141H100ZM107 141V139H104L103 141L104 142H106ZM113 140V139H112ZM149 140H151V139H149ZM153 140V139H152ZM159 141L161 140V139H158ZM172 140V139H171ZM184 140H183V142H184ZM222 140V139H221ZM2 141H0V142H2ZM11 141L9 142L10 144H11ZM24 141H26V142H24ZM51 141V140H50ZM84 141V140H83ZM82 140H81V142H78L77 141V143L75 142V144H77L78 145V143H80L78 146L79 147H81V143H82V145L84 144V142H83ZM85 141H87V139L85 140ZM94 142V140H92V138H91V142ZM96 141H95V143H96ZM102 141V143H103V147H104V149H108L109 148V146H111V144H115L114 146L115 147H119V145L118 146H116L117 144H119V143H115V141H112L113 143H111V141H110V143L111 144H107V143H105L106 145H104V142ZM121 141V142H120ZM148 141V140H147ZM156 141H157V139H156ZM165 141V140H164ZM167 141V140H166ZM176 141V140H175ZM196 141V140H195ZM60 142V141H59ZM58 142V143H59ZM109 142V141H108ZM145 142H143V144H141V146H143V145H145V147L147 146V145H149L150 143H148L147 145H146V143ZM161 142H162V140H161ZM178 142V141H177ZM180 142V141H179ZM178 142V143H179ZM194 142V141H193ZM193 142H190L191 144H190V148L192 147V146H194V147H199L201 144L203 145V146H200L201 148H202V150H203V152L205 153H202V154H204L205 155V157L207 158V155L206 154H208L209 153V147L211 146V144H210V146L208 147L207 145H205L204 143H200V142H198V141H196V143L198 142L200 145H198V146H196V143L194 142V144L195 145H193ZM228 142V141H227ZM5 143V142H4ZM5 143V144H6ZM8 143V144H9ZM87 143V142H86ZM88 143L89 144H91L90 143V140H88ZM131 143V142H130ZM131 143V144H132ZM145 143V144H144ZM152 143V142H151ZM154 144H155V141L153 142ZM153 143H152V145H153ZM174 143V142H173ZM182 143V142H181ZM181 143H179V144H181ZM219 143H221V144H225V146H228L229 144H226V142H225V139L223 138V140H222V142H220L219 141ZM1 145L3 144V143H0ZM5 144H3L2 145V148L3 147H6L7 146V144L5 145ZM8 145V147L9 148H12V147H15V145L14 146H12V145ZM88 144V145H89ZM98 144H99V142H98ZM125 144V145H124ZM156 144H159L158 142H156ZM155 144V145H156ZM183 144V146L184 147H182V148H185V144H187L186 142H184V143H182ZM181 144V145H182ZM221 144H215V145H218L217 147H218V149L220 148V145ZM223 144V145H224ZM20 145V146H19ZM85 145V144H84ZM83 145V146H84ZM91 145H93L94 146V144H91ZM95 145H97V144H95ZM107 145H109L108 146V148H106V146ZM134 145V144H133ZM139 145V146H138ZM151 145V144H150ZM164 145H165V143H164ZM174 145H177V144H175L174 143ZM173 145V146H174ZM188 145H189V143H188ZM223 145H221V148H222V146ZM10 146H12V147H10ZM36 146H37V148L38 149H36ZM98 146V145H97ZM102 146H101V148H102ZM128 146V145H127ZM135 145L134 146H132V147H134V148H131V149H133V151H135V152H137V147H136ZM140 146V147H141ZM157 146V145H156ZM155 146V147H156ZM166 146V145H165ZM164 146V147H165ZM207 146V147H206ZM224 146V147H225ZM8 147H6V148H8ZM47 147V146H46ZM51 147V146H50ZM85 148L87 147V145L86 146H84ZM89 147H92V146H89ZM112 147V146H111ZM109 148L108 149V152L111 154L112 152L110 151V150H112V149H114V147H112V148ZM121 146H120V148H119V150L122 148ZM129 147H130V144H129ZM129 147H127V149L124 147V149H125V151L126 150H128V148ZM149 147V146H148ZM148 147H147V149H145L144 148V151H146V150H149L150 151V149H148ZM154 147V148H155ZM162 147V146H161ZM160 147V148H161ZM164 147H163V152H164ZM169 147V146H168ZM168 147H165V148H168ZM188 146L185 148V150L187 151H185V150H182V148H181V146H180V148H179V150L183 153V151H185V154L186 153H188L189 151L191 152H189L187 155H184L185 157L186 156H188L189 154H192V155H189L191 158H195L194 159V161L192 160V162H197V163H195V165H197V164H199V163H201V160L199 161H196V159H200L202 156H200L201 155V153H200V155H199V153H198V158H197V156H195V155H197V154H194V152L195 153H197V152H202V150H200L199 148V150L198 149H195V148H193L192 150L190 149H188L187 150V148H189ZM212 147V146H211ZM224 147H223V149H224ZM1 148V147H0ZM9 148H8V150H9ZM40 148V149H39ZM88 148V147H87ZM93 148H96V146L95 147H93ZM101 148H99V146H98V149L96 150V151H98V152H100V153H98V152H96L97 154H101V152L104 150L103 148V150H101ZM135 148H137L136 150H134ZM170 148H171V145H170ZM169 148V149H170ZM174 148H175V146H174ZM205 148V149H204ZM225 148H227V147H225ZM16 149V148H15ZM20 149V150H21ZM51 149V148H50ZM63 149V148H62ZM61 148H60V150H62ZM66 149V148H65ZM73 149H75V151H73L74 152V154L73 153H71L72 152V150ZM72 150H71V152H70V150L68 151V149L65 151V150H63L65 153H66V157H68V155H69V153L68 152H70L71 154H73L72 155V158L71 159H74V158H76L77 156L75 155V152H77L78 153V151L76 150L77 149V147H74ZM100 149V150H99ZM123 149V148H122ZM130 149V150H131ZM156 149V148H155ZM157 149H159L158 147H157ZM156 149V150H157ZM173 149V148H172ZM4 150L6 151V149L4 148V149H2V152L5 154V152H4ZM7 150V151H8ZM12 150V149H11ZM11 150H9V152L7 153L6 152V156H9V157H11L10 159H11V162L13 161V163H10V164H12L11 165V168L10 169H12L14 172V175H13V173H12V178L14 179V177H15V179L16 178H18V177H16V176H19V180H21V179H24L25 180V178L28 180L27 182H29L28 183V185L27 184H25L26 183V180H25V183L23 182V184H25V185H23L22 186V188L23 189H21L23 192H26V193H22V194H24V196H20L18 193H20L21 192V190H19L18 188H21L20 186L21 185H19V184H21L20 183V181L17 179V180H12V178L10 177V175H9V173L11 174V172H12V170H9V167H7L6 165H8V163L6 164V158H9V157H6L5 155H3V153H1L4 157H6V158H3V156L2 155H0L1 157H2V159H1V157H0V160H1V162H0V166L3 164V167L1 168L0 167V170H3L4 171V168H6V172H7V175H8V178L9 179H11V180H9L8 178H4V172H2V171H0V179L2 178V181L5 183L6 181L8 182V183H10V181H11V185H9L7 182L4 184L3 182H2V188L0 189V198L1 199H3V200H1V202H0V206L1 205H3L4 207H5V210H7V211H9V209H10V206L11 207H13V208H11V212H9V216H8V218H7V222H13V220H15V218H17V216L18 217H22L23 218V213H21V210H22V207L24 206V204L25 205H27L26 207H32L31 205H34V204H36V202H34L33 203V201L34 200H32V199H30L29 198V195H31V194H33L34 192H35V188L36 187H32V186H34V185H36L37 186V184L36 183H38V180L39 181H41V183H43V184H40V183H38L39 185H38V188H40L41 189V187H42V189H41V193H40V196H42L44 193H45V191L47 192L48 191V189H50L49 187H50V185L49 184H51L50 182H52V186H54L55 188H56V186H57V188L61 185V183H60V181H58L57 182V180H60L61 178H59L58 177V173L56 174L57 175V177H55L54 176V178L56 179V178H58V179H56V180H54L53 179V181H55V182H57V183H60V184H56V183H54L53 184V181L51 180L52 179V176H50L51 174H49L50 172H52V171H54L55 170V168H56V166H54V170H52V171H50L49 172V169L51 170V163H52V166H53V162L51 161V160H53V156L51 157V156H49V157H51L49 160L51 161V163L49 164L48 163V165H50V168L47 170V168L48 167H46V169H44L40 174H42V175H40L39 174V172H34L33 170H35V169H32V167L30 168L28 165H29V162L31 161V162H33V159H31L32 158V156H29L30 158V160L28 159V157L27 158H25V160H23V163L24 164H22V162H21V160H19V157H17V153L15 154L16 155V158H14V157H12V156H14V154H12L11 152L12 151H14V152H16L15 150H14V148H13V150L11 151ZM17 150V149H16ZM32 150V149H31ZM40 150V151H39ZM47 150V149H46ZM82 150V149H81ZM80 149H79V155H81L82 157H84V156H86V155H88V154H90L89 152L91 151L90 149L87 151H85V149L83 148V150H84V152H88V154L86 153V155H82V152L83 151H81ZM115 150H118V149H116L115 148ZM114 150V151H115ZM129 150V151H130ZM155 150V151H156ZM160 151H161V149H159ZM168 150V149H167ZM196 150V151H195ZM198 150V151H197ZM205 150H207V153H206V151ZM211 150V149H210ZM22 151L20 152V154L18 155V156H20V155H22L21 153H22ZM30 151V150H29ZM113 151V152H114ZM129 151H128V154H129ZM132 151V152H133ZM154 150H151L150 152L152 153H154L155 152ZM172 151V150H171ZM212 151H214V149L212 150ZM217 150H215V152H216ZM225 151V150H224ZM223 151V152H224ZM236 151V152H235ZM13 152V153H14ZM18 152V153H19ZM46 152V154H44L45 155V158H46V155H47V151H45ZM48 152H49V150H48ZM61 152V151H60ZM59 152V153H60ZM81 152V153H80ZM104 152V153H103ZM102 153L103 154H105V152H106V150H104ZM117 152L118 151H115V153L116 154H114V155H116L117 156V158L115 159L113 156L114 155H112V157H110V156H108V155H110L109 153H106V155L108 156V158H106L105 156L106 155H104V157L103 158H105V159H109V157H110V160L112 159V158H114L115 160H118V158L120 159V156L121 155H119V153L117 154ZM120 152H122V153H124V150L123 151H120ZM135 152H133V154H136ZM150 152H143L144 153V155H143V159L145 160L146 158H150L149 157V155H147V157L145 156V154L146 153H150ZM165 152H166V149H165ZM169 153H170V155H171V152L170 151H168ZM172 152H174V151H172ZM180 152V153H181ZM9 153L11 154V155H9ZM32 153V154H33ZM53 153V152H52ZM91 153H95V152H92L91 151ZM121 153V154H122ZM141 153V155H142V147L140 148V151H139V154ZM152 153V154H153ZM169 153L167 154V155H169ZM177 153H178V151H177ZM177 153H172V156L174 155H176ZM180 153H179V155H180ZM181 153V155H183ZM213 154V152H211L210 151V153L208 154V155H210V154ZM33 154V155H34ZM49 154H51V151L49 152ZM68 154V155H67ZM71 154H70V156H69V158L71 157ZM103 154H101V156H103ZM125 154H127V151L125 152ZM132 153H130V155H132V156H135V155H133ZM139 154H138V152H137V156L139 157ZM152 154H150V156L152 155ZM157 154H159L158 152H157ZM161 155L160 156H163L162 154V152L160 153ZM193 154H194V156H193ZM211 154V155H212ZM31 155V154H30ZM55 155V154H54ZM65 155V154H64ZM64 155H61V156H63L64 157ZM78 155V156H79ZM92 155V154H91ZM90 155V157L92 158V156ZM94 156H96L97 157V159H96V161H94V159L92 158L91 160H90V158L88 159V161H89V163H92L93 164V161L94 162H97V160H98V163H99V165H101L100 164V162H99V160L101 159H99L98 158V156L97 155H95V154H93ZM155 155V154H154ZM164 155L166 156V154L164 153ZM179 155H178V157L177 158H179ZM180 155V156H181ZM204 155H203V157L202 158H204ZM41 156V155H40ZM48 156V155H47ZM81 156H79V157H81ZM89 156V155H88ZM115 156V157H116ZM129 156V155H128ZM127 156V157H128ZM131 156V157H132ZM156 156V155H155ZM154 156V157H155ZM163 157L164 159L167 157ZM171 156V157H172ZM173 156V157H174ZM193 156V157H192ZM22 157V156H21ZM20 157V158H21ZM42 157V156H41ZM40 157V159H42ZM49 157H47V158H49ZM66 157H64L65 159H66V161H67V158ZM74 157V158H73ZM122 157H123V159L125 160V162H127L128 161V159L130 158V156L128 157V159H125L124 157H125V155L124 154H122ZM121 157V158H122ZM126 157V158H127ZM144 157H146V158H144ZM153 156H152V159L154 158ZM169 157V159H170V156H168ZM173 157L171 158L172 160H173ZM176 157V156H175ZM208 157H210V156H208ZM12 158H14L15 160H12ZM46 158V159H47ZM136 158V156L133 158H131L132 160L133 159H135ZM140 158V157H139ZM139 158H137V160L139 159ZM141 158H142V156H141ZM139 159L138 161H141L142 159ZM158 158L159 157H157V159L156 160H158ZM163 158H162V160H163ZM10 159H8L9 161H7V162H10ZM22 159V158H21ZM44 159V158H43ZM43 159L41 160V163L43 162ZM54 159H56V158H54ZM80 159V158H79ZM78 159V160H79ZM84 159V158H83ZM112 160V161H114V163H115V160ZM122 159V161L121 162H123L124 160ZM161 159V157L159 158V160ZM167 159V158H166ZM182 159V157H180V160ZM186 159H187V157H186ZM190 159V158H189ZM189 159H187L188 161H189V164H190V162H191V159L189 160ZM217 159H219V158H217ZM222 159V158H221ZM2 160H3V162H5V164L2 162ZM17 160H19V161H17ZM26 160H29L28 162L26 161ZM49 160H44V161H49ZM82 159H80L79 160V162L81 161ZM85 160H86V158H85ZM84 160V164H85V161ZM93 160V161H92ZM130 160V159H129ZM137 160H134V162L135 161H137ZM150 161H151V159H149ZM148 160V161H149ZM175 160H176V158H175ZM180 160H179V162H177L178 160H176V164H174V167H175V165L177 166V169H172V171L173 170H177L176 171V173L177 172H182V171H180V169H178L179 167H180V165H183V164H185L184 162L182 163V161L180 162ZM183 161H186V160H184V159H182ZM235 160H234V163H235ZM16 161V162H15ZM40 161V160H39ZM90 161H92V162H90ZM100 161H102V159L100 160ZM111 161V162H112ZM120 160H118V162H119ZM143 161V160H142ZM141 161V162H142ZM147 160H146V162H148ZM188 161H186V163L187 164H185V165H187V167H186V169L188 168ZM228 161H230V163L228 162ZM19 162H21V163H19ZM25 162H27L26 164H28V165H26V167L28 166L30 169H32V170H29V168H28V170L25 168ZM74 162L76 163V161L74 160ZM72 160H71V162H70V159H69V163H74ZM81 162V163H82ZM105 162V161H104ZM109 163H110V161H108ZM117 161H116V164L118 163ZM129 162V161H128ZM144 162V163H143ZM142 163L143 164H145V161H143ZM152 162V161H151ZM151 162H149V166H150V163ZM153 162H156L155 160L153 161ZM163 162V161H162ZM165 162H167V161H165ZM169 162V161H168ZM166 163V164H169V163ZM170 162H171V166H172V164H173V162L170 160ZM203 162H204V160H203ZM214 162V161H213ZM226 162H228V164L226 163ZM14 163H16V164H14ZM56 165L58 164L57 162H54ZM74 163V167H76V169L74 168V170H78L77 168L78 167H84L85 165L84 164H82L83 166H79L78 164H80V163H78L77 162V164H75ZM88 163V162H87ZM89 163H88V165H89ZM102 163V162H101ZM107 163V162H106ZM136 163V164H135ZM134 163V165H135V168H136V165H137V162H135ZM156 163H159L160 164V162H156ZM178 163H179V166H178ZM193 163V164H194ZM233 163V164H234ZM10 164L8 165V166H10ZM18 164H20V166H18ZM21 164H22V166H21ZM43 164H45V162H43ZM96 164V163H95ZM112 164V163H111ZM128 164V163H127ZM129 164H130V162H129ZM129 164L127 165V166H129ZM142 164V165H143ZM153 164H155V163H153ZM157 165V167H158V170H159V172H161L160 170H161V168L165 165V164H163V165H161V168L159 167L160 165ZM18 167H17V166ZM30 165H33V164H31L30 163ZM70 165H73V164H70ZM76 165V166H75ZM77 165H78V167H77ZM97 165V164H96ZM108 165V164H107ZM122 166L124 165V164H121ZM133 164H132V162H131V166H132ZM146 165H148V164H146ZM185 165L184 166H181V167H185ZM191 165V164H190ZM194 165V166H195ZM200 165V164H199ZM216 165V164H215ZM217 165H219V164H217ZM232 165V164H231ZM235 165V164H234ZM14 166L15 167H17V168H20L19 170L17 169V168H15V170H14ZM46 165H44L43 166V168L45 167ZM60 166V165H59ZM58 166V167H59ZM87 166V165H86ZM98 166V165H97ZM97 166H94V164L92 165V168H94V167H96L97 168ZM105 166H106V164H105ZM104 166V167H105ZM109 166V165H108ZM138 171H139V168H140V172H141V168H143V166L141 167V165L139 164V162H138ZM156 166V165H155ZM198 166V165H197ZM229 166V167H228ZM21 167L23 168V169H21ZM57 167V168H58ZM91 167V166H90ZM101 167V166H100ZM110 167V166H109ZM112 167V169L110 170L109 168H108V171L110 170L111 172L112 171H114V173L113 174H116V172H115V170L114 169H116V170H118V168H114L113 169V165L111 166ZM116 167H118L117 165H116ZM126 167V166H125ZM124 166H123V168H125ZM148 167V166H147ZM147 167L145 166V168H146V170H147ZM165 167V166H164ZM163 167V168H164ZM168 167V166H167ZM191 167H193L192 165H191ZM207 167H208V165H207ZM217 167V166H216ZM219 167V166H218ZM217 167V168H218ZM88 168H89V166H88ZM88 168L86 169L87 171H89L88 173H87V175L91 172L90 170L92 169H89L88 170ZM103 166L100 168L101 170H103V172H104V170L107 168V166L105 167V169L103 168ZM129 169L130 167H126V169ZM134 168V169H135ZM145 168H144V170H145ZM151 168H153V169H155L154 167H148V169H151ZM162 168V170L164 171V169ZM166 168V167H165ZM170 168V167H169ZM172 168V167H171ZM170 168V169H171ZM176 168V167H175ZM189 168H190V166H189ZM195 168V167H194ZM199 168V167H198ZM198 168H196L197 170H198ZM210 168V167H209ZM232 168H234L233 167V165H232ZM17 169V170H16ZM24 169H26L27 171H29L28 173L26 172V170L25 171H23L22 172V170H24ZM59 169V168H58ZM84 169V170H85ZM99 169V170H100ZM120 169H121V166H120ZM131 169L132 168H130L129 170L131 171ZM152 169V170H153ZM37 170V169H36ZM47 170V171H46ZM63 170V169H62ZM86 170H85V172H84V174H85V178H83L82 179V176L81 177H79L78 175H76V176H78L79 178H80V181H81V179H82V181L85 179L86 180V178H87V180L89 179L88 177H86ZM94 170V169H93ZM98 170V169H97ZM97 170H94L93 171V173L95 172V171H97ZM100 170V171H101ZM122 170V169H121ZM124 170V169H123ZM122 170V171H123ZM133 170V169H132ZM157 170V169H156ZM155 170V171H156ZM157 170V171H158ZM179 170V171H178ZM181 170H185L184 168H182ZM189 170H191V173H192V169H189ZM206 170V169H205ZM231 170V169H230ZM11 171V172H10ZM17 171V172H16ZM20 171L23 173H20ZM33 171V172H32ZM39 171V170H38ZM57 171V170H56ZM64 171V170H63ZM73 171V170H72ZM82 172L83 170H81V169H79V171L78 172ZM100 171H97V172H95V173H97L98 174V172H100ZM110 171H109V173H110ZM125 171V170H124ZM137 171V170H136ZM149 171V170H148ZM156 171V172H157ZM166 171H169L168 169L166 170ZM172 171H169L168 172V174L171 172V175L175 172H173L172 173ZM187 171H188V169H187ZM187 171H185V173L187 172ZM213 171V172H214ZM233 171V170H232ZM26 174H25V173ZM43 172H44V174H43ZM45 172L48 174H45ZM58 172V171H57ZM59 172H61L60 171V169H59ZM74 172V171H73ZM78 172H74V174L76 173V174H78ZM102 171H101V173H103ZM106 172V171H105ZM104 172V173H105ZM143 172V171H142ZM150 172V171H149ZM152 172V171H151ZM150 172V174H148L147 172H146V174H145V172L144 173H142V174H145V175H152V173ZM190 172V171H189ZM194 172H195V170H194ZM3 173V174H2ZM16 173V174H15ZM30 173H32V175H30ZM35 173V174H34ZM56 173V172H55ZM55 173H54V175H55ZM63 173V172H62ZM83 173V172H82ZM92 173V174H93ZM118 173V172H117ZM123 173H127V172H122L121 174H122V176H123V179H125V177L124 176H126V175H123ZM155 173V172H154ZM166 173V172H165ZM197 173V172H196ZM199 173V172H198ZM219 173V174H218ZM225 173H226V175H225ZM2 174V175H1ZM20 174H21V176H20ZM36 174H38L39 175V177L40 176H42V178H37L38 177V175H37V177H36ZM61 173H59V175H60ZM92 174L90 175L91 176V178L90 179H93L95 176H96V174H95V176L92 178ZM106 174H108L107 172H106ZM119 174H120V172H119ZM121 174H120V176H121ZM131 174V173H130ZM136 174V173H135ZM141 174V175H142ZM160 175V173H157V175ZM167 174V173H166ZM212 174V173H211ZM215 173H213L212 175H214ZM16 175V176H15ZM24 175H27V176H32V180H35L36 179V182L35 181H31V180H29L30 178L28 177H26V176H24V178H22ZM33 175H35V176H33ZM44 175H45V177H44ZM64 175V174H63ZM80 175V174H79ZM94 175V174H93ZM138 175H139V173H138ZM145 175L143 176L145 179H146V177H145ZM153 175H156V174H153ZM157 175H156V177H157ZM181 176H182V174H180ZM180 175H179V179H180ZM183 175H184V173H183ZM186 175V174H185ZM237 175V176H236ZM2 176V177H1ZM46 176H50L51 177V179H50V177L47 179V177ZM62 175H60V177H61ZM65 176V175H64ZM75 176V177H76ZM109 176H111V174L110 175H108V177ZM113 176H115L116 178H118L117 177V174L116 175H113ZM121 176V177H122ZM129 176H131V175H129ZM170 176V175H169ZM173 176H175L174 174L172 175V176H170V177H173ZM177 177H178V175H176ZM188 176V175H187ZM189 176H190V174H189ZM217 176V177H218ZM45 179H44V178ZM63 177V176H62ZM84 177V176H83ZM98 177H99V175H98ZM98 177H96V180H97V178ZM100 177H102L101 175H100ZM99 177V178H100ZM103 177H106V179L105 180H110L111 179V181L113 180H115L116 181V179L113 177V178H111V177H109L110 179H107L108 177L107 176H105V175H103ZM127 177H128V175L126 176V179H125V181L127 180ZM138 176L136 175V178H137ZM141 177V176H140ZM142 177V178H143ZM148 177V176H147ZM150 177V176H149ZM159 177V176H158ZM170 177H168V175H167V177H165V178H167V179H165V181L166 180H168V178L169 179H171ZM177 177H176V179H177ZM195 177V175H194V173H193V178ZM207 177V176H206ZM3 178L5 179V180H3ZM21 178V179H20ZM33 178H35V179H33ZM64 178V177H63ZM67 178V177H66ZM66 178H64V180L63 181H66L67 179ZM77 178V177H76ZM98 178V179H99ZM151 178V177H150ZM153 178H155V177H153ZM152 178V179H153ZM187 178V177H186ZM192 178V177H191ZM213 178V177H212ZM214 178H215V176H214ZM214 178L212 179L213 180V182H214ZM250 178H252V179H250ZM7 179V180H6ZM38 179V180H37ZM51 181H50V180ZM66 179V180H65ZM101 179H103V178H101ZM103 179V181H105ZM128 179H129V177H128ZM130 179H131V177H130ZM149 179V178H148ZM148 179H146L145 180V182H148L147 180ZM207 179V178H206ZM209 179V178H208ZM210 179H211V177H210ZM209 179V180H210ZM43 180V181H42ZM45 180H49V181H45ZM62 180H61V182H62ZM78 180V179H77ZM119 180L121 181L122 179H120L119 178ZM141 180V179H140ZM143 180V179H142ZM149 180H151V179H149ZM154 180V179H153ZM172 180V179H171ZM174 180H175V177H174ZM181 180V179H180ZM180 180H179V182H180ZM185 180V179H184ZM227 180H229V181H227ZM12 181H14V182H16V183H18V184H14V185H18V186H16L17 188H15V186H14V188H11V187H13L12 185ZM19 181V182H18ZM23 181V180H22ZM31 181V182H30ZM92 181V183H94L95 182V179L94 180H91ZM94 181V182H93ZM118 181V180H117ZM116 181V182H117ZM129 181V180H128ZM169 181V180H168ZM176 181V180H175ZM208 181V180H207ZM206 181V182H207ZM1 182V181H0ZM13 182V183H14ZM99 182H100V184H99ZM108 183L109 181H105V182H103V183ZM119 182V181H118ZM121 182H123V181H121ZM136 182V181H135ZM141 182V181H140ZM144 181H142V183H143ZM154 183H155V180L153 181ZM153 182H151V183H153ZM194 182H196V180L194 181ZM193 182V183H194ZM211 182V181H210ZM238 182V183H237ZM31 183L32 184H34V185H31ZM49 183V184H48ZM66 182H62V184H63V187H60V188H62V190H63V188H64V184H65ZM82 183H85V182H81V184ZM86 183L88 184L89 182H87L86 181ZM96 183H98L100 186H101V184H102V182L100 181V179H99V181L98 182H96ZM95 183V184H96ZM110 183H112V182H110ZM123 183H128V182H123ZM130 183H133L131 180H130ZM148 183H150V182H148ZM153 183V184H154ZM172 183H173V180H172ZM177 183V182H176ZM182 183V182H181ZM192 183V184H193ZM205 183V182H204ZM203 183V184H204ZM223 183V184H222ZM228 183V184H227ZM232 183H234V184H232ZM46 184H48L49 185V187H48V185H45ZM56 184V185H55ZM68 184H69V181H67V184H66V186H65V188H68L69 186H71V185H69L68 186ZM94 184V188H97L96 187V185ZM97 184V185H98ZM113 184H114V182L112 183V184H108V186H107V184L105 185L106 186V188H111L112 186H113ZM116 184V183H115ZM119 184V183H118ZM133 184H135V183H133ZM146 186L148 185V184H146V183H144ZM144 184H142L143 185V189H145V185ZM166 183H164L163 184V187H165L164 185H165ZM168 184H170V182L168 183ZM180 184V183H179ZM189 184V183H188ZM191 184V185H192ZM226 184V185H225ZM230 184H232V185H230ZM5 187H4V186ZM8 185V186H7ZM41 185V186H40ZM84 185V184H83ZM88 185H90V183L88 184ZM121 183H120V189H121ZM128 184H125V188H127L126 186H127ZM152 185V184H151ZM175 185V184H174ZM207 185V184H206ZM235 185V186H234ZM0 186H1V183H0ZM8 188H10V190L12 191V189L16 192H14V191H12V193L11 194H9L8 193V189H7V187ZM27 186V187H26ZM30 186V187H29ZM51 186V189H50V191H48L47 193H45V195H43L42 197L43 198H45L46 197V195H47V198L46 199H48V197H52V194L50 195V193H51V191H56L57 189H55V188H53ZM62 186V185H61ZM85 186V185H84ZM91 186V188H92V184L90 185ZM100 186H98L99 187V189L101 188V190H102V187H100ZM104 186V185H103ZM115 186V185H114ZM123 186V185H122ZM129 186V185H128ZM131 186H133V185H131ZM130 186V187H131ZM136 186V185H135ZM149 186V185H148ZM169 186H171V185H169ZM189 186V185H188ZM194 186V185H193ZM193 186H191V188L193 187ZM201 186V185H200ZM212 186V185H211ZM225 186V187H224ZM228 186H230V187H228ZM232 186H234V187H232ZM237 186V187H236ZM31 187L34 189V190H32L31 189ZM43 187H46V189L47 190H45V188H43ZM48 187V188H47ZM86 187H87V185H86ZM89 187V186H88ZM118 186L116 185V190L117 189H119V187L117 188ZM151 187V186H150ZM154 187V186H153ZM184 187V188H183ZM190 187V186H189ZM202 187V186H201ZM204 187V186H203ZM208 187V186H207ZM210 187V186H209ZM231 187H232V189L234 190V189H236L237 191H238V189H239V192L238 193H236L237 191H233L232 189H231ZM3 188H6V189H4V191H5V196H6V198H8L9 197V199H6L2 194H4V191H3ZM70 188H72V187H69V190H70ZM115 188V187H114ZM137 188V187H136ZM183 188V189H182ZM194 188V187H193ZM211 188H213V187H211ZM26 189H30L29 191H31V192H28V190H26ZM53 189V190H52ZM55 189V190H54ZM98 189V188H97ZM98 189V190H99ZM112 189V188H111ZM119 189V190H120ZM124 189V188H123ZM131 189H133V187L131 188ZM146 189H147V187H146ZM153 190H154V188H152ZM152 189H151V191H152ZM163 189H165V188H163ZM162 189V190H163ZM170 189V188H169ZM173 189V188H172ZM179 189H182V190H179ZM217 189V188H216ZM1 190H2V192H1ZM9 190V192H11ZM20 192H19V191ZM26 190V191H25ZM45 190V191H44ZM61 190V189H60ZM65 190V189H64ZM68 189L66 190L67 192H69V193H67V192H63L62 191V193L64 194L63 196L65 197H63V201L64 200H66L65 202H63L62 200V202L64 203V204H62V206H64V208L66 209L67 208V205L65 206V203L66 204H68L69 202H70V200H71V191L73 190V188H72V190H70L69 191ZM97 190V191H98ZM103 190H104V188H103ZM103 190L101 191V192H103ZM106 190V189H105ZM119 190H117V192L118 193H120V195H121V192H123V194H125V192H124V190L123 191H121V192H119ZM127 190V193L129 192L128 191V189H126ZM130 190V189H129ZM148 190H149V188H148ZM208 190V189H207ZM207 190H206V192H207ZM213 190H215V188L213 189ZM212 190V191H213ZM220 189H217V191H219ZM43 191V192H42ZM93 191V190H92ZM91 191V192H92ZM131 191V190H130ZM136 192H137V190H135ZM135 191H131V192H135ZM144 191V190H143ZM150 191V192H151ZM167 191V190H166ZM171 191V190H170ZM209 191H210V189H209ZM216 191V192H217ZM73 192V191H72ZM76 192V191H75ZM94 192V191H93ZM105 192V191H104ZM103 192V194H105L104 196H102V197H105L107 194L106 193H104ZM108 192V191H107ZM111 192V191H110ZM110 192H108V193H110ZM114 192H116L115 191V189H114ZM116 192V193H117ZM146 192H147V190H146ZM149 192V191H148ZM159 192V191H158ZM211 192V191H210ZM220 192H221V194H222V191H219L218 193L220 194ZM13 193H14V195H13ZM28 193H31V194H28ZM43 193V194H42ZM74 193V192H73ZM8 194V195H7ZM16 194V195H15ZM54 194H56V192H54ZM65 194H70V195H68V196H66ZM76 194V193H75ZM92 194V193H91ZM96 193H94V194H92V195H94V196H97V194L95 195ZM111 194V193H110ZM109 194V195H110ZM114 194V193H113ZM111 194L112 196H116V194ZM122 194V195H123ZM129 195H131V193H128ZM127 194V195H128ZM157 194V193H156ZM209 194H211V193H209ZM216 195L215 194V192H213L212 193V195ZM2 195V196H1ZM11 195V196H10ZM13 195V196H12ZM36 195V194H35ZM74 195V194H73ZM72 195V196H73ZM99 195V197L102 195V194H98ZM126 195V196H127ZM132 195H135V194H132ZM151 195H153V193L151 194ZM17 196L18 197H20V198H23L24 200L26 199V197H27V199L29 200V202L28 203H30V200H32V202L30 203V206H29V204H27L26 202H23V201H21V202H23V203H21V202H18L19 203V205H18V203L17 204H15L16 203V201H20V200H18V199H16L17 198ZM26 196V197H25ZM33 196V195H32ZM31 196V197H32ZM45 196V197H44ZM157 196V195H156ZM12 197V199H10ZM13 197H14V200H13ZM34 197V196H33ZM53 197H54V195H53ZM52 197V198H53ZM66 197H68V198H66ZM74 198L75 197H77L76 199V201L74 202H72V200H71V202L68 204V206H69V208L68 209H74L75 207V205H77L78 204V206H80L79 204H80V202H78L77 203V201L79 200V197H78V195L77 196H73ZM72 197V198H73ZM4 198L6 199V200H8V202L6 201V200H4ZM19 198V199H20ZM43 198H41L40 197V199H39V202H43V203H45L46 204V202H48L47 200L44 202V200H43ZM70 198V200H67V199H69ZM101 198V197H100ZM99 198V199H100ZM108 198H112L111 196H107V199ZM54 199V198H53ZM98 199V198H97ZM103 198H101V200H102ZM106 199V198H105ZM149 199V198H148ZM43 200V201H42ZM49 201H50V199H48ZM94 200H95V197H94ZM109 200H111V199H109ZM230 201V202H228V201ZM3 201H5V203H6V206H5V204H4V202ZM15 201V202H14ZM68 201V202H67ZM99 202H101L100 200H98ZM102 201H106V200H102ZM111 201H113V199L111 200ZM114 201H115V199H114ZM2 202H3V204H2ZM11 202H13L14 203V206H12L13 205V203H11ZM38 201H37V204H38V206H35V207H33V209L35 210H38L37 211V213H40V210H39V208H41V207H43L42 208V214L41 215H43V213L45 212H43V210H46V212L47 211H49L54 205L53 204H57V202H52V203H50L51 205H52V207H51V205L48 203L47 205H48V207H46L45 206V204L42 206V205H40L41 203H39ZM107 202H109L108 200H107ZM107 202H106V204H107ZM12 204V205H9V204ZM33 203V204H32ZM42 203V204H43ZM71 203H73V206H72V204ZM75 203H77V204H75ZM96 203H98L97 201H96ZM104 203V202H103ZM113 203V202H112ZM198 203H202V205H204L205 206V209H203V207L202 208H199V209H203V210H205V211H203L204 212V214H203V218H202V216L198 219V217H199V215H198V217H197V215L196 214H193L192 213V211H193V209H194V207H195V205L197 206V204ZM228 203H230V204H228ZM75 204V205H74ZM101 204V203H100ZM8 205V206H7ZM49 205H50V209L48 210V208H49ZM98 205V204H97ZM103 205H105V203L103 204ZM110 205V204H109ZM200 205V204H199ZM201 205V206H202ZM17 206V208H15L14 209V207H16ZM19 206V207H18ZM40 206V207H39ZM46 208H45V207ZM72 206V207H71ZM101 206V205H100ZM112 206V205H111ZM140 206V205H139ZM201 206H199V207H201ZM4 207H2L1 206V208H2V210L0 209V213H1V215L0 216H2V215H5L6 214V212L7 211H4ZM37 207V208H36ZM39 207V208H38ZM56 207H57V205H56ZM55 206L53 207V209H51V210H53V211H56V210H54L55 208H56ZM74 207V208H73ZM82 208H83V206H81ZM81 207H77V208H79L80 209V211H81ZM109 207V206H108ZM122 207V206H121ZM8 208V209H7ZM18 208L20 209V210H18ZM27 208V210L29 211L27 214L26 213H24L25 214V216L26 215H28L27 217H26V219L32 214H34L33 212H32V208L30 209H28ZM64 208H62L61 209V211L64 209ZM77 208H75L74 210H75V212H76V210H77ZM111 208V207H110ZM113 208H114V206H113ZM18 210L17 211V214H15V210ZM69 210V211H71L70 212V214L67 212H65L64 210H63V212H65L64 214H62L61 213V211L59 210V215H60V213H61V215H60V217H59V215L57 216V218H58V220H60L58 223H60L59 225H58V223L56 222V224L54 223V221L55 220H57L56 218H54V220H53V222L52 221H50L51 223H54V226H56L57 225V229L59 228H63V227H60L61 225H63V224H65L66 222H67V224H65L64 226L66 227H64L63 229H61L60 231H61V233L59 234V236L61 235L62 237L65 235L67 238H69V240L71 239L72 240V238H70L71 236H75V234H74V232L76 233V231H74L72 234H71V228H75L76 229V226L78 225V221H80V220H82L81 221V229L82 230H84V229H88V230H90L89 228L92 226V224L93 225H95L94 223H92L91 221H92V219L90 220V219H88V218H86V216L87 217H89L90 216V214L89 213H87V214H85L84 216H85V218H84V216H82L81 218H79L80 216H81V213L77 210V212H78V214H80V216H78L77 215V212H76V214H74L73 213V211L74 210ZM101 209V208H100ZM112 209V208H111ZM196 209H197V207H196ZM225 209H226V211H225ZM241 210V214L239 215V217H238V220H237V226H236V224H235V227H237V229H234V220H236L237 219V217H236V213H238L237 211L238 210ZM12 210H13V212H14V214L13 215H17V216H15V218H14V216L11 218V214L10 213H12ZM27 210H26V212H27ZM35 210V211H36ZM103 210V209H102ZM116 210V209H115ZM198 210V209H197ZM5 212V214H4V212ZM20 211V212H19ZM30 211H31V214H30ZM83 211V210H82ZM85 211V210H84ZM195 211V210H194ZM225 211V212H224ZM224 213V216H222L221 217V213ZM18 213H19V215H20V213H21V215L22 216H19L18 215ZM57 213V214H58ZM67 214L68 215H70V216H72V214H74L71 218L73 219H75L76 220V218H77V216H78V221L76 222V223H74V224H71L72 223V219H70L71 220V222H69V218H68V216H67ZM89 214V215H88ZM188 214H191L190 215V218L189 219H185V216L186 215H188ZM66 215V216H65ZM77 215V216H76ZM75 216H76V218H75ZM30 217H32V216H30ZM33 217H35V216H33ZM33 217L31 218V220H33ZM62 217H63V219H64V217L66 218H68V220H66V219H62ZM2 217H0V219H1ZM12 220H11V219ZM14 218V219H13ZM25 218V217H24ZM44 220H47V217L45 216L44 217V215H43V217H42ZM46 218V219H45ZM60 218V219H59ZM236 218V219H235ZM18 219V218H17ZM16 219V220H17ZM39 219V218H38ZM37 219V220H38ZM132 219H134V220H136L137 222L134 224V225H131V224H128V222H130ZM11 220V221H10ZM31 220L30 219H28V222L31 224L32 222H31ZM62 220V221H61ZM114 220L115 221H117V222H119V223H122V225L124 224V225H126L125 227L124 226H122L121 224H118V223H114ZM0 221H2V220H0ZM34 221H35V219H34ZM74 221V220H73ZM234 221V222H233ZM14 222H16V221H14ZM14 222L12 223V226H13V224H14ZM36 222V224H37V226H39V225H41V223L39 224V222L38 221H35ZM46 222V221H45ZM65 222V223H64ZM69 222V223H68ZM75 222V221H74ZM97 222V221H96ZM1 223V222H0ZM22 223L23 224H25L24 222H23V220H22ZM3 224V223H2ZM8 224V223H7ZM3 224V225H1L0 224V226L2 227H4L6 230L5 231H3V228H2V230H0V231H2L1 233H3V232H5V233H3V235H5V234H7L6 233V231L8 232L10 229H11V227L12 226H10V224ZM34 224V225H33ZM50 224V223H49ZM5 225V226H4ZM31 225H33V226H36L35 225V223L33 222ZM73 227H72V226ZM76 225V226H75ZM119 227H121V228H118V226ZM6 226H7V228L8 227H10L9 228V230L6 228ZM24 225H21L20 226V229L21 230H25L24 229V227H28L27 225L26 226H24ZM32 226V227H33ZM36 226V227H37ZM44 226V225H43ZM53 226V225H52ZM54 226L53 227H51V228H53L54 229ZM67 226H69V227H67ZM71 226V227H70ZM0 227V228H1ZM31 226H29L28 228H26L27 229V231H28V233L29 232H37V236L41 233L40 231V229L41 228H43V227H41V226H39L40 227V229H37L36 227H33L32 228ZM49 226H48V224H47V228H48ZM98 227V226H97ZM30 228V229H29ZM36 228V229H35ZM51 228H48L47 229V232L48 231H50L51 233H53L52 234V236H51V238H53V236L55 235L56 236V234H57V231L56 230H53V229H51ZM56 228V227H55ZM73 228V230H75ZM77 228H78V226H77ZM92 228H93V226H92ZM15 229V228H14ZM44 229L45 228H43V230H42V235H39L40 237L41 236H43V237H41L42 239H44V236H45V239L44 240H46V238H47V243L50 241V236H49V238L47 237L48 235H51V233L50 232H48V233H50V234H48V235H46L47 234V232H46V234H44L45 233V231H44ZM64 229H69V231L67 232L68 233V235L69 234H71V235H66L67 233L65 232V234H64ZM78 229H80V228H78ZM86 229V230H87ZM98 229V228H97ZM96 229V230H97ZM119 229H122V230H119ZM17 230V229H16ZM16 230H14V231H16ZM31 230V231H30ZM33 230H35V231H33ZM37 230H40V231H37ZM62 230H63V232H62ZM77 230V229H76ZM19 231V230H18ZM56 231V233L54 234V232ZM59 231V230H58ZM78 231V230H77ZM38 232H40V233H38ZM0 233V234H1ZM26 232L24 231H22V233H21V231L19 232V234H22V235H20L19 237H21L20 238V240H19V237H16V238H18V240H16V243H17V241H22V243L20 244L19 242V244H20V246H19V244H17V247H18V249H19V252H20V249L23 247V245H25V240H23L25 237H31L32 236V234H33V236H32V238H33V240L30 238H28V239H26V243H29L28 241H30V240H32V241H34V242H31V244H29V248H28V245L26 246V247H23V249L22 250H24L25 248L27 249H25L24 251L25 252H20L21 254H19V256H22V254H23V258H21L22 260H20V261H23V263L22 264H25V263H27V261L25 262V259H27V258H29L28 256L30 255V253H33V252H30V251H32V250H30V249H32V247L33 246H35L36 244L38 245V247L40 248L41 246V249L43 250L44 248H43V245L45 246V247H47L49 244H50V246L52 245V243H50L49 242V244L47 245L46 244V241H45V243L41 240V238L38 236L37 238L38 239H36V240H34L35 238H36V235H34V233H30V234H28L27 236H26V234H25ZM63 233V234H62ZM10 234V232L7 234V235H9ZM15 236H17V231L16 232H14L13 233ZM18 234V235H19ZM44 234V235H43ZM11 235V236H10ZM9 236L10 237H12L13 236V239L15 238V236L14 235H12V233L10 234ZM24 235H25V237H24ZM23 236V237H22ZM65 236H64V238H63V241H64V239H65ZM15 238V239H16ZM23 238V239H22ZM59 238H61V237H59ZM74 238V237H73ZM22 239V240H21ZM39 239H40V241H39ZM1 240V239H0ZM52 240V239H51ZM54 240V239H53ZM68 239H66L65 241H67ZM68 240V241H69ZM70 240V241H71ZM2 241V240H1ZM0 241V242H1ZM6 243H5V242ZM2 243H4V244H1L2 246L4 245L5 246V244H8L7 243V240H4ZM39 241V242H38ZM59 241V240H58ZM156 243H155V242ZM35 242H38V243H35ZM40 242H42V244H40ZM53 242V241H52ZM55 242V241H54ZM71 242H73V240L71 241ZM70 242V243H71ZM33 243H34V245H33ZM44 243V244H43ZM57 243V242H56ZM262 243V244H261ZM41 246H40V245ZM59 244V243H58ZM236 244H238V245H236ZM0 245V249H1V246ZM9 246H11L10 244H8ZM7 245V246H8ZM32 245V247L30 248V246ZM36 245V246H37ZM47 245V246H46ZM66 245V244H65ZM65 245H64V248H65ZM72 245V244H71ZM2 247V252L4 253V251L5 252H8V253H10L11 251L13 252L14 250H11V248H14V247H10L9 248V251H8V248H6L7 246H5V247ZM8 246V247H9ZM35 246V247H36ZM68 246H70V245H68ZM67 246V248H69L70 250H73V249H71V247H68ZM75 246H76V244H75ZM156 246H159V248L158 247H156ZM20 247V248H19ZM38 247H36V248H38ZM49 247V246H48ZM54 246L52 245V250L53 249H56L57 250V248H53ZM56 247H57V244H56ZM155 247H156V249L158 248V249H160V251H161V253H160V255L159 254H157L156 252H158L159 250H155ZM59 248V247H58ZM64 248H63V250H64ZM73 248L75 249V250H77V252H78V247H74L73 246ZM77 248V249H76ZM195 248H197L198 249V254L196 255V252L194 251V249ZM51 249V248H50ZM50 249L48 250V251H50ZM60 249V248H59ZM4 250V251H3ZM30 250V251H29ZM35 249L33 248V251H34ZM40 250V249H39ZM42 250H40V252L41 253H38L39 251L38 250H35L36 252H37V254L35 253V251H34V256L36 257V259H37V255L39 256V260H41L40 259V256L42 255L43 256V253H42ZM46 250V249H45ZM44 250V251H45ZM236 250H238V251H236ZM26 251H28V252H26ZM47 251V252H48ZM1 252V251H0ZM1 252V253H2ZM44 253V254H46V255H44V256H46V257H48V253ZM59 252H62V251H60L59 250ZM72 252H74V251H72ZM76 252V253H77ZM1 253H0V264L2 263L3 264V262H1V260H3V259H8V255L5 253V255H7V257H3V258H1V256H3V255H1ZM14 253H15V251H14ZM14 253H10L11 255V258H13L12 257V254H14ZM25 253H27V254H25ZM63 253H65V252H63ZM15 254H17V256H18V250H17V252L15 253ZM72 254V253H71ZM70 254V252H69V255L67 256L68 258H69V256L71 255ZM75 253H73V255H74ZM78 254V253H77ZM94 254H95V252H94ZM93 254V255H94ZM156 254L157 255H159V258L157 259L156 258ZM4 255V256H5ZM25 255V256H24ZM26 255H27V258H25L26 257ZM64 255V254H63ZM98 255V254H97ZM237 255V254H236ZM235 255V256H236ZM10 256H9V259H10ZM18 256V257H19ZM30 256H32V255H30ZM72 256V255H71ZM90 256H91V254H90ZM196 256V258L195 259H198V260H200V261H197V260H195V261H192V258L193 257H195ZM34 257V258H35ZM73 257V256H72ZM76 257V256H75ZM78 257V256H77ZM92 258H95V257H93V256H91ZM97 257V256H96ZM16 258V257H15ZM14 258V259H15ZM19 258V259H20ZM25 258V259H24ZM42 258V257H41ZM45 258V257H44ZM243 258V257H242ZM245 258H247V259H245ZM5 259V260H6ZM8 259V260H9ZM19 259H16V261L17 260H19ZM24 259V260H23ZM37 259V260H38ZM61 259V258H60ZM79 259V258H78ZM78 259H76L77 261H79ZM90 259V258H89ZM241 259V258H240ZM7 260V262L6 261H4V263L6 262V263H8L9 261ZM44 259L42 258V261H43ZM45 260L47 261V258H45ZM74 260V259H73ZM92 260V259H91ZM90 260V261H91ZM94 260H96V259H94ZM92 261L93 263H95V261ZM238 261H239V259H237ZM20 261H17V262H19L20 264H21V262ZM35 261V260H34ZM56 261V260H55ZM62 261V260H61ZM61 261H58V262H61ZM84 261V260H83ZM89 261V260H88ZM100 261V262H99ZM253 261V262H252ZM11 262V261H10ZM9 262V263H10ZM25 262V263H24ZM35 262H37V261H35ZM40 262V261H39ZM57 262V263H58ZM71 262H73V261H71ZM74 262H76V261H74ZM252 262V263H251ZM30 263H32L33 264V262H30ZM43 263V262H42ZM56 263V262H55ZM77 263V262H76ZM76 263H73V264H76ZM79 263V262H78ZM77 263V264H78ZM82 263V262H81ZM84 263H86V262H84ZM235 263L237 264V261L235 260ZM240 263V264H241ZM11 264H13V263H11ZM36 264V263H35ZM40 264V263H39ZM60 264V263H59ZM72 264V263H71ZM80 264V263H79ZM88 264H91V262L89 263L88 262ZM96 264H97V261H96ZM100 264H104V263H100Z\"/></svg>",
	"mask_w": 264,
	"mask_h": 264
},
{
	"label": "built area",
	"instance_id": "obj_3",
	"mask_svg": "<svg viewBox=\"0 0 264 264\" xmlns=\"http://www.w3.org/2000/svg\"><path fill=\"white\" fill-rule=\"evenodd\" d=\"M98 229L92 232L80 234L77 237V243L88 250H96L98 248L107 249L108 247H117L121 249L123 246V238L121 231H113L110 233L108 225L104 220L98 217ZM122 230V229H119Z\"/></svg>",
	"mask_w": 264,
	"mask_h": 264
},
{
	"label": "snow or ice",
	"instance_id": "obj_4",
	"mask_svg": "<svg viewBox=\"0 0 264 264\" xmlns=\"http://www.w3.org/2000/svg\"><path fill=\"white\" fill-rule=\"evenodd\" d=\"M191 214L185 216V219H189Z\"/></svg>",
	"mask_w": 264,
	"mask_h": 264
}]
</instances>
